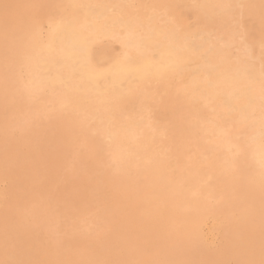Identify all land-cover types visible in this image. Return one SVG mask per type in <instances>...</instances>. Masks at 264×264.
Instances as JSON below:
<instances>
[{"label": "rangeland", "instance_id": "rangeland-1", "mask_svg": "<svg viewBox=\"0 0 264 264\" xmlns=\"http://www.w3.org/2000/svg\"><path fill=\"white\" fill-rule=\"evenodd\" d=\"M43 1V2H42ZM106 3L103 2V0H74L72 3L65 4L63 2H59L58 0H0V228L2 232H0V258L5 257L1 260L3 262H0V264H47L48 260L51 262L49 264H204L203 259L206 257H209L210 264H238L240 262L241 264H257L261 263L264 264V182L263 177H261L257 170L252 167H247L245 169H238L234 166H232L229 163L230 158L234 155V147L230 149L228 153H224V150L221 149V146L219 145L220 142H216V139L212 138V135L205 131V129L213 124L216 123V119H213L214 114L211 115V111L207 109L208 113L205 112L204 115V108L205 104L204 101L201 99H197L199 103L194 99V97L190 93V88L187 83V80L183 79L181 76L175 75V73L169 75V78H165L167 80L163 81L160 78L152 77L148 79V81L138 84L135 86L129 94H125L120 98V100L112 99L111 102L114 100V104L111 103V108H105L102 112V114L106 115L101 116V118H105L104 120H110L112 122L115 120L119 125L118 129L115 128V130L111 129V133L107 136H101L98 132L95 130L100 131L101 127L103 128L104 121L100 118L99 115H95L94 112H91L90 110H81L76 111L74 103L72 101L67 102L66 100L62 99V96H60V92L58 90L55 91L54 88H42V89H35L33 88V85L29 82V75L27 73V62L30 60V55L26 52V50L20 48L23 43H26L30 40L28 37L31 32L38 31L39 34H41L42 38H45L50 34L51 28L49 21H58L62 18H70L77 21H83L86 18V15L88 14L86 10L93 5L97 6L102 2V5L105 6L104 9L109 8V12L114 14L113 16H119L120 13L117 12L113 6H115L117 1H121L123 3V7L129 12V15L134 16L135 18H141L142 17H150L154 15V17H158L157 19L155 17V28H160L162 24L165 23V20L168 19V15L170 14H180L182 18L184 19V22L186 20L185 24L188 28L190 33L195 34L200 27H203L206 25V29H208L207 34H203V36L207 37V41L212 42L219 47L221 46L224 50L226 46V50H224L226 53H228V57H231L232 61L236 65H241V63H250L252 66L255 65L254 72L258 73L260 75H263L264 77V1L263 0H235L230 1L227 5L228 13H220L218 11H211L212 14H206L208 13L207 10L208 7H204L209 5V2L207 0H186L184 3H180L179 0H162L163 2H159L157 0H104ZM128 4H126L127 2ZM135 1V2H134ZM157 1V2H156ZM166 1V2H165ZM190 1V2H189ZM240 1V2H239ZM28 2V3H27ZM41 4H40V3ZM48 2L50 4H48ZM58 2V3H57ZM82 4H79L81 3ZM107 2H110L107 3ZM125 2V4H124ZM136 3L135 5L131 4ZM150 2V3H149ZM156 2V3H155ZM174 5L183 6L175 8ZM175 2V3H174ZM179 2V3H178ZM200 3V5L198 4ZM205 2V3H204ZM207 2V5H206ZM233 2V3H232ZM239 2V3H238ZM253 2V3H252ZM44 3V4H43ZM46 3V4H45ZM76 4V9H73L71 7V4ZM91 3V4H89ZM98 5H97V4ZM138 3L140 6V10H138ZM147 3V4H146ZM150 5H149V4ZM163 5L165 6H162ZM167 3V4H165ZM195 3V4H194ZM237 3V4H236ZM255 3V4H254ZM257 3V4H256ZM31 6H30V5ZM43 4V5H42ZM106 4V5H105ZM141 4V5H140ZM146 4V5H144ZM153 6H152V5ZM156 4L160 7H166L160 8L159 6H154ZM187 4L191 7H194L191 9V7H187ZM203 4V5H202ZM50 5V6H48ZM55 5V6H54ZM62 5V6H61ZM113 5V6H112ZM127 5V7H126ZM137 5V6H136ZM149 5V7L147 6ZM231 5V6H230ZM236 5V7H235ZM254 8H253V6ZM259 7H258V6ZM261 5V8H260ZM43 6V8L41 7ZM60 6V7H59ZM131 6L132 8H129ZM135 6V7H134ZM171 6V9H170ZM188 8L186 9L185 8ZM230 6V7H229ZM234 6V7H233ZM244 8H243V7ZM34 7V8H33ZM49 7V8H48ZM54 9H53V8ZM83 7V9H82ZM147 7V10H146ZM169 7V8H168ZM229 7V8H228ZM257 7V8H256ZM58 8V9H57ZM71 8V9H69ZM137 8V9H136ZM182 8V10H181ZM184 8V11H183ZM233 8V9H232ZM237 8V9H236ZM239 8V9H238ZM35 9V10H34ZM41 12H38V10ZM44 9V11H43ZM65 9V10H64ZM111 9V11H110ZM131 11H130V10ZM154 9V10H153ZM160 9V10H158ZM170 12H169V10ZM176 11L178 12H175ZM201 15L200 16V11ZM207 9V10H206ZM235 9V10H234ZM257 9V10H256ZM50 14L48 13L49 11ZM85 10V11H84ZM135 10V11H133ZM137 10V11H136ZM150 12H147V11ZM165 10V11H164ZM167 10V11H166ZM188 10V11H187ZM192 10V11H191ZM226 10V11H227ZM240 10V11H239ZM56 11V12H55ZM58 11V12H57ZM85 13H83V12ZM136 12L131 14V12ZM145 11V12H144ZM153 11V12H152ZM186 11V12H185ZM239 11V12H238ZM256 11V12H255ZM260 15H259V13ZM32 12V13H31ZM36 15H35V13ZM44 12V13H43ZM46 12V13H45ZM140 12V14H139ZM143 12V13H142ZM155 12V13H154ZM161 12V13H160ZM166 12V13H165ZM175 12V13H174ZM188 12V13H187ZM210 12V13H211ZM38 13V14H37ZM83 13V14H82ZM87 13V14H86ZM117 13V14H116ZM142 13V14H141ZM147 13V14H145ZM160 13V14H159ZM187 13V14H186ZM243 13V16H242ZM23 14V15H19ZM25 14V15H24ZM71 14V15H70ZM172 14V15H173ZM185 14V15H184ZM240 14V16H239ZM262 14V15H261ZM18 15V16H16ZM39 15V16H38ZM43 15V17H42ZM62 15V16H61ZM65 15V16H63ZM70 15V16H69ZM80 15V16H79ZM145 15V16H144ZM147 15V16H146ZM161 15V16H159ZM184 15V16H183ZM217 15V16H216ZM221 15V16H218ZM245 15V17H244ZM252 18L251 21L248 16ZM258 15V18H257ZM15 16L17 18H15ZM25 16V18L23 17ZM29 16V17H28ZM49 16V17H48ZM53 16V17H51ZM61 16V18H60ZM78 16V17H77ZM138 16V17H136ZM163 16L165 18H163ZM198 16V17H197ZM207 16H211L210 18ZM232 16V17H231ZM263 16V17H262ZM22 17V19H21ZM55 17V18H54ZM57 17V18H56ZM162 17V19H161ZM186 17V18H185ZM188 17V18H187ZM190 17V18H189ZM196 19H192V18ZM207 17V18H206ZM213 17V18H212ZM227 17V18H226ZM234 17V18H233ZM239 17V18H238ZM260 17V18H259ZM13 18V19H12ZM15 18V19H14ZM20 18V19H19ZM54 18V20H53ZM76 18V19H75ZM80 18V19H79ZM202 20H201V19ZM206 18V19H205ZM209 18V20H207ZM212 18V20H210ZM217 18V19H216ZM230 20H229V19ZM243 18V19H242ZM245 18V19H244ZM248 18V19H247ZM24 19V20H23ZM51 19V20H50ZM190 19V20H188ZM232 19V20H231ZM242 19V20H241ZM256 19L258 21H256ZM11 20V22H10ZM21 20V21H20ZM44 20V21H43ZM196 20V21H195ZM236 20V21H235ZM246 20V23L243 21ZM249 20V22H248ZM24 21V22H23ZM29 21V22H28ZM190 21V22H189ZM202 21V22H199ZM204 21V22H203ZM230 21V22H229ZM240 21V22H239ZM28 22V23H27ZM160 22V24H159ZM164 22V23H163ZM195 22V23H194ZM209 22V24H207ZM214 29L213 30V25ZM222 22V23H221ZM232 22V23H231ZM236 23V25L234 23ZM239 22V23H237ZM243 22V23H242ZM255 25L253 26L252 24ZM13 23V24H12ZM191 23V24H190ZM194 23V24H193ZM202 23H204L202 25ZM221 23V24H220ZM225 23V24H224ZM23 24V25H22ZM29 24V25H28ZM31 24V25H30ZM247 24V25H246ZM260 26H259V25ZM17 27H15V26ZM33 25V26H32ZM44 25V28H43ZM48 25V26H47ZM160 25V26H159ZM192 25V26H190ZM209 25V26H208ZM217 27H216V26ZM220 25V26H219ZM228 25V26H227ZM32 26V27H31ZM198 26V27H197ZM212 26V27H211ZM234 26V27H233ZM246 26V27H244ZM22 27V28H20ZM27 27V28H26ZM35 29H34V28ZM195 27V28H194ZM222 29H221V28ZM223 27L225 29H223ZM239 29H238V28ZM258 27V28H257ZM262 27V28H261ZM16 28V29H15ZM19 28V29H17ZM24 28V29H23ZM26 28V30H25ZM47 28V29H45ZM220 28V31L218 30ZM234 28V29H233ZM241 28V29H240ZM40 29H42L40 31ZM50 29V30H48ZM118 29V28H117ZM45 30V32L43 31ZM216 30V31H215ZM222 30V31H221ZM235 30V33H234ZM237 30V31H236ZM260 30V31H259ZM262 30V31H261ZM27 33H26V32ZM31 31V32H30ZM215 31V32H213ZM232 31V32H231ZM239 31V32H238ZM244 31V32H243ZM250 31L254 35H251ZM20 32V33H19ZM23 32V33H22ZM45 34H44V33ZM116 32L119 34L117 35ZM228 32V33H227ZM256 34H255V33ZM19 33V35H18ZM26 33V34H25ZM30 33V34H29ZM47 33V35H46ZM139 33V32H138ZM212 33V34H209ZM226 35H225V34ZM220 34V35H219ZM224 34V35H223ZM232 34V35H231ZM236 34V35H235ZM243 34V35H242ZM246 34V35H245ZM12 35V36H11ZM15 35V36H14ZM46 35V36H45ZM209 35V36H208ZM217 35V36H216ZM223 35V36H222ZM231 35V36H230ZM258 35V37H256ZM45 36V37H44ZM228 36L231 37L228 39ZM247 38H246V37ZM8 37V38H7ZM209 37V38H208ZM223 37V39H222ZM13 38H16L13 40ZM18 38V39H17ZM108 38V39H107ZM120 38V39H119ZM213 38V39H212ZM216 38V40H215ZM221 38V39H220ZM227 38V39H226ZM241 38V40H240ZM245 40H244V39ZM254 38V39H253ZM259 38V39H258ZM10 41H9V40ZM20 39V41H19ZM24 39V41L22 40ZM27 39V40H26ZM105 39V40H104ZM125 36L124 34L119 33V29L117 31H112V35L110 37H101L100 39H97L93 51L96 52L95 49H97V52H100V56L103 57L100 59V61L95 60L94 66L96 67L97 71L101 72H107V70H110L113 66H117L122 63L124 60V55L126 53V49L123 48L124 46V40ZM233 39V40H232ZM239 39V40H238ZM248 39V40H246ZM99 40V41H98ZM121 40V41H120ZM225 40V41H224ZM8 41V43H7ZM15 41V42H14ZM21 42V44L16 43ZM242 41V42H241ZM259 41V42H258ZM261 41V42H260ZM23 42V43H22ZM222 45H220L219 43ZM225 42V43H224ZM244 42V43H243ZM249 42V43H247ZM252 42V44H251ZM14 43V44H13ZM113 43V44H112ZM122 43V44H121ZM228 43V44H227ZM232 43V45H231ZM234 43V44H233ZM3 44V45H2ZM16 44V45H15ZM239 44V46H238ZM250 44V46H249ZM263 44V45H261ZM105 47H102V46ZM122 45V46H121ZM246 45L250 47L251 53L249 55L246 54ZM4 46V47H3ZM15 48H14V47ZM17 50H13L16 49ZM96 46V47H95ZM230 46V47H228ZM238 46V47H237ZM243 46V48H242ZM101 47V48H100ZM220 47V48H221ZM252 47V48H251ZM255 47H257L255 49ZM4 48V49H3ZM95 48V49H94ZM105 51H103V49ZM245 48V49H244ZM259 48V49H258ZM262 48V50H260ZM19 49V50H18ZM124 51H122V50ZM125 49V50H124ZM236 49V50H235ZM255 49V50H254ZM5 50V51H4ZM242 50V51H241ZM11 51V52H10ZM14 51V52H13ZM235 51V52H234ZM248 56H246L244 54ZM4 52V53H3ZM103 52H104V55ZM238 52V53H237ZM242 52V53H241ZM254 52V53H253ZM3 53V54H2ZM21 53V54H20ZM24 53V54H23ZM98 53H96L98 55ZM232 53V54H231ZM257 53V54H256ZM240 54V55H239ZM242 54V55H241ZM262 54V55H261ZM7 55H11L7 56ZM17 58H16V56ZM230 55V56H229ZM252 55V56H251ZM257 55V56H256ZM7 56V58H6ZM21 56V57H20ZM99 56V55H98ZM242 56V57H241ZM256 56L257 59L254 57ZM261 58H260V57ZM5 57V58H4ZM20 57V58H19ZM23 57V58H22ZM104 57H106L104 59ZM123 57V59H122ZM241 57V58H240ZM254 57V58H253ZM9 58V59H8ZM26 58V59H25ZM236 59V62L234 60ZM240 60H239V59ZM249 60H248V59ZM19 60V61H16ZM104 59V60H103ZM247 59V61H246ZM252 59V60H251ZM24 60V61H23ZM27 60V61H25ZM121 62H119V61ZM2 61V62H1ZM9 64H7L6 63ZM15 61V63L13 62ZM23 61V63H21ZM104 61V62H103ZM108 61V62H107ZM117 61V62H116ZM244 61V62H243ZM258 61V62H257ZM19 62V63H18ZM99 62V63H98ZM239 62V63H238ZM2 63V64H1ZM116 65H115V64ZM259 64V65H258ZM4 65V67H3ZM19 65V66H18ZM2 66V67H1ZM9 66V68H7ZM12 66H14L12 68ZM19 67V68H18ZM23 67V68H22ZM257 67V68H256ZM106 68V71H105ZM259 68V69H258ZM262 68V69H261ZM9 69V70H8ZM15 71H14V70ZM19 70V71H17ZM24 70V71H23ZM104 70V71H103ZM23 71V72H22ZM5 72V73H4ZM7 72V73H6ZM11 72V73H10ZM261 72V73H260ZM3 73V74H2ZM18 73V74H17ZM2 74V75H1ZM8 74V77L7 75ZM17 74V75H16ZM104 74V75H105ZM5 75V76H4ZM20 76V77H19ZM168 76V77H169ZM172 76V77H171ZM173 76L175 77L173 78ZM102 79L105 76H101ZM7 78V79H5ZM12 78V80L10 79ZM15 78V79H14ZM156 78V79H155ZM5 79V80H3ZM14 79V80H13ZM18 79V81H17ZM100 78V80H102ZM155 81H154V80ZM172 79V80H171ZM153 80V81H152ZM176 80V81H175ZM5 81V82H4ZM13 81V82H12ZM162 81V82H161ZM9 82V83H8ZM103 82V81H102ZM161 82V83H160ZM165 82V83H163ZM259 82V81H258ZM257 82V83H258ZM4 85H2V84ZM13 83V84H12ZM23 83V84H22ZM9 84V85H8ZM171 84V85H170ZM264 84V82H263ZM20 85V86H19ZM22 85V86H21ZM140 85V86H139ZM149 87H148V86ZM175 85V86H174ZM183 85V86H182ZM32 86V87H31ZM157 86L159 88H157ZM170 86V87H169ZM180 86V87H179ZM182 86V87H181ZM5 87V88H4ZM155 87V88H154ZM161 87V88H160ZM166 87V88H165ZM178 87V88H177ZM188 87V88H187ZM8 88V90H7ZM136 88V89H135ZM140 90H138V89ZM152 88V89H151ZM168 88V89H167ZM174 88V91H173ZM182 88V89H180ZM11 89V92H10ZM19 89V91H18ZM22 89V90H21ZM50 89V90H49ZM156 89V90H155ZM160 89V91H159ZM185 89V90H184ZM52 90V91H51ZM164 90V91H163ZM170 90V92H169ZM179 90V91H178ZM18 91V92H17ZM24 91V92H23ZM139 91V92H138ZM143 91V93H142ZM152 91V92H151ZM155 91V92H154ZM186 91V92H185ZM10 92V93H9ZM14 92V93H13ZM45 92V93H42ZM29 93V94H28ZM46 93H49L48 95ZM156 93V94H155ZM159 93V94H158ZM167 93V95H165ZM174 93V94H173ZM178 93V94H176ZM187 93V94H186ZM52 94V95H51ZM131 94V95H130ZM133 94V97H132ZM149 94V96H147ZM151 94V95H150ZM154 94V95H152ZM158 94V95H157ZM171 94V95H170ZM261 94H264V91H258L257 92V98H259L258 102L261 103V101H264V97H261ZM128 95V96H127ZM130 95V96H129ZM140 95V96H139ZM143 97H142V96ZM156 95V97H154ZM173 95V97H172ZM20 96V97H19ZM25 96V97H24ZM31 96V97H30ZM36 96V97H35ZM53 96V97H52ZM163 96V97H161ZM166 98H165V97ZM19 97V98H18ZM43 97H45L43 99ZM57 97V98H56ZM136 97V98H134ZM141 99H140V98ZM149 97V99H148ZM153 97V98H152ZM168 97V98H167ZM170 97H172L169 101H167ZM4 98V99H2ZM9 98V100H8ZM13 98V99H11ZM17 98V99H16ZM127 98V99H126ZM133 100H132V99ZM146 100H145V99ZM175 98V99H173ZM189 100H188V99ZM193 98V99H191ZM20 99V100H19ZM22 99V100H21ZM40 99V100H39ZM137 99V100H136ZM141 101H140V100ZM4 100V104L3 101ZM26 100V102L24 101ZM33 100V101H32ZM38 100V101H37ZM62 100V101H60ZM132 102H130V101ZM136 100V103H135ZM143 101H147L142 102ZM149 100V101H148ZM163 102H162V101ZM166 100V101H165ZM195 100V101H193ZM201 100V101H200ZM37 101V102H36ZM45 101V102H44ZM139 101V102H138ZM153 101L154 103H151ZM158 101V102H157ZM174 101V102H173ZM209 103L215 104V100L213 97H209ZM11 102V104H10ZM14 102V103H13ZM17 104H16V103ZM39 102V103H38ZM43 102V103H42ZM65 102V104H64ZM68 104L67 106V103ZM117 102V103H116ZM123 102V103H122ZM157 102V103H156ZM168 102V103H167ZM178 102V103H177ZM6 103H8L6 105ZM20 103V105H18ZM53 105H51V104ZM63 103V105H62ZM125 103V105H124ZM142 103V105H141ZM144 103V104H143ZM174 105H171L173 104ZM182 103V104H181ZM3 104V106H2ZM13 104V106H11ZM17 105V106H14ZM25 107H24V105ZM28 104V105H26ZM35 104V105H34ZM41 104V105H39ZM48 104V105H47ZM60 106H57V105ZM122 104V105H121ZM129 104V105H127ZM140 104V105H139ZM156 104V105H154ZM178 104V105H177ZM203 106H202V105ZM22 105V106H21ZM38 105V107H37ZM62 105V106H61ZM119 105V106H118ZM134 105V106H133ZM163 105V106H162ZM167 105V106H166ZM181 105L183 107H181ZM190 105V106H189ZM197 105V106H195ZM7 106V107H6ZM27 106V107H26ZM44 106L46 108H44ZM49 106V107H48ZM146 111L148 114H146ZM161 106V107H160ZM164 106H166L164 108ZM174 106V107H173ZM3 107V108H2ZM14 107V108H13ZM17 107H19L17 109ZM65 107V109H64ZM70 110H69V108ZM146 107V108H144ZM148 107H150L148 109ZM153 107V108H152ZM157 109H156V108ZM178 107V109H177ZM186 107V108H185ZM192 107V109L190 108ZM7 108V109H6ZM11 108V109H10ZM24 108V109H23ZM28 108V109H27ZM36 108V109H34ZM42 108V109H41ZM109 108L111 110H109ZM117 108V109H116ZM137 108V109H136ZM168 108V109H167ZM176 108V109H175ZM181 110H180V109ZM197 108V109H196ZM201 108V109H200ZM257 108V107H256ZM254 109V111L251 112L250 121L254 123V128L257 131H262V126L260 125L261 119L264 117V109L257 108ZM20 109V110H19ZM51 109V110H50ZM60 111H59V110ZM72 109V110H71ZM132 109H136L135 111ZM152 109V110H151ZM156 109V110H155ZM163 109V110H162ZM167 109V110H166ZM170 109V111H169ZM173 109V110H172ZM185 109V110H184ZM15 110V111H14ZM19 110V111H18ZM26 112L24 113L23 112ZM28 110V111H27ZM36 110V111H35ZM46 110V111H45ZM116 110V111H115ZM120 110V111H119ZM123 110V111H122ZM128 110V111H127ZM130 110V111H129ZM177 110V111H176ZM57 111V112H56ZM76 111V113L74 112ZM109 111V112H108ZM111 111V113H110ZM157 111V112H156ZM161 111V112H160ZM163 111V112H162ZM166 111V112H165ZM174 115H173V112ZM185 111V112H184ZM200 111V112H199ZM233 111V110H232ZM229 111L226 112L223 109H218L216 111L217 116L222 115H229L230 117H236L237 115H240L238 113L239 111L236 109L233 112ZM260 111V112H259ZM5 112V114H3ZM22 112V113H21ZM34 112V114H33ZM61 114H60V113ZM64 112V113H63ZM72 112V113H71ZM122 112V113H120ZM126 114H124V113ZM131 112V113H129ZM141 112V113H140ZM152 112V113H151ZM155 112V113H153ZM179 112H182L179 113ZM188 112V113H187ZM192 112V113H191ZM226 112V113H225ZM256 115H255V113ZM262 112V113H261ZM19 113V114H18ZM31 113V114H29ZM52 113V114H51ZM56 113V115H54ZM80 113V114H79ZM134 113V114H133ZM166 113V114H165ZM169 113V114H168ZM178 113V117L176 115ZM184 113V114H183ZM186 113V114H185ZM194 113V114H193ZM200 113V114H199ZM221 113V114H220ZM228 113V114H227ZM254 113V114H253ZM15 114V115H14ZM48 114V115H46ZM63 114V116H62ZM69 114V115H68ZM72 114V115H71ZM77 114V115H76ZM82 114V116H81ZM91 114V115H90ZM136 114V115H135ZM152 114V116H150ZM168 114V115H167ZM171 114V115H170ZM188 114V116H187ZM198 114V115H197ZM202 114V115H201ZM4 115V116H3ZM7 115V117H6ZM21 115V116H20ZM25 115V116H24ZM34 115V116H33ZM52 115V117H51ZM110 115V116H108ZM115 115V116H114ZM135 115V116H134ZM139 115V116H138ZM147 115V117L145 116ZM156 115V116H155ZM162 118H161V116ZM201 115V116H200ZM17 116V117H15ZM39 116V117H38ZM56 118H55V117ZM79 116V117H78ZM93 116V117H92ZM112 116V117H111ZM114 116V117H113ZM119 118H118V117ZM145 116V117H144ZM164 116V117H163ZM177 119H176V117ZM180 116V119H179ZM4 117V118H3ZM22 117V118H20ZM25 117V118H24ZM28 117V118H27ZM32 117V118H31ZM41 117V118H40ZM54 117V119H53ZM61 119H60V118ZM75 119H73V118ZM97 117V121L95 122ZM116 117V118H115ZM122 117V118H120ZM134 117V118H133ZM149 117V118H148ZM174 117V118H173ZM183 117V122L181 121V118ZM188 121H187V119ZM202 117V118H201ZM212 117V119H211ZM12 118V119H11ZM58 118V119H57ZM78 118V119H77ZM95 118V119H94ZM115 118V119H114ZM144 118V119H143ZM152 118V119H151ZM195 118V119H194ZM3 119V120H2ZM22 119V120H21ZM29 119V120H28ZM40 122H38L39 120ZM57 119V120H56ZM77 119V121H76ZM89 119V120H88ZM102 121H101V120ZM119 119V122H118ZM125 119V120H124ZM136 119V120H135ZM138 119V120H137ZM142 119V120H141ZM149 119L151 121H149ZM157 119L162 121L161 123L156 122ZM170 119V120H169ZM194 119V120H193ZM199 119V120H198ZM54 120V121H53ZM63 120V121H62ZM69 120V121H68ZM72 120V121H71ZM123 120V121H122ZM128 121L125 122V121ZM146 120V121H144ZM148 120V122H147ZM167 120V122L165 121ZM186 120V121H185ZM203 120V121H200ZM254 120V121H253ZM30 123H29V122ZM33 121V122H32ZM53 121V122H52ZM75 124H74V122ZM84 121V122H83ZM91 121V122H90ZM121 121V122H120ZM138 121V122H137ZM179 121V122H178ZM36 122V124H34ZM51 122V123H49ZM69 122V123H68ZM97 123L96 126L93 123ZM109 122V123H110ZM130 122V123H129ZM140 122V123H139ZM172 122V123H171ZM202 122V123H201ZM204 122V123H203ZM211 122V123H210ZM91 123V124H90ZM124 123V124H122ZM127 123V124H125ZM132 123H134L132 125ZM142 123V124H141ZM154 123V124H153ZM156 123V124H155ZM171 123V124H170ZM188 123H191L190 125ZM206 123V124H205ZM13 124V125H12ZM27 124V125H26ZM29 124V125H28ZM65 124L67 126H65ZM139 124V125H138ZM153 124V125H152ZM160 124V126H159ZM165 128H164V125ZM181 124V126H180ZM187 124V125H186ZM202 124V125H200ZM257 124V125H256ZM88 125V126H87ZM94 125V127H93ZM98 125V126H97ZM101 125V126H100ZM138 125V126H137ZM153 127L152 129L149 127ZM200 125V126H199ZM6 128H5V127ZM15 126V128H14ZM20 126V128H19ZM27 128H26V127ZM58 126L60 128H58ZM67 128H65V127ZM85 126V127H84ZM131 128H130V127ZM159 126V127H157ZM169 126V127H168ZM173 126V127H171ZM176 126V128H175ZM179 126V128H178ZM188 126V128H186ZM3 127V128H2ZM64 127V128H63ZM96 127H98L96 129ZM120 127V128H119ZM123 127V128H122ZM127 127V128H126ZM156 127V128H155ZM3 130H2V129ZM32 128V129H31ZM90 132L88 131V129ZM93 128V129H92ZM128 128H130L128 130ZM149 128V129H148ZM164 131H162L161 129ZM168 128V129H166ZM6 129V130H5ZM19 131H18V130ZM65 129V131H64ZM81 129V130H80ZM148 131H147V130ZM159 131H155V130ZM180 129V130H179ZM2 130V132H1ZM16 130V131H15ZM31 130V131H30ZM75 130V131H73ZM83 130V131H82ZM119 130V131H118ZM123 130V131H122ZM127 130V131H126ZM131 130V131H130ZM170 130V131H169ZM172 130V131H171ZM178 130V133L176 132ZM190 130V131H189ZM200 130V131H199ZM202 130V131H201ZM230 131V137H233V139H242L244 140H250V134L251 131H247L246 129L238 128L237 126L231 129ZM17 131L19 133H17ZM28 131V132H27ZM80 135H79V133ZM86 131V132H85ZM92 131V132H91ZM95 133H94V132ZM120 134L117 135V132ZM124 131L126 134H124ZM130 131V132H129ZM169 131V132H167ZM174 131V133H173ZM200 134H199V132ZM235 131V133H234ZM240 131V132H239ZM254 131V130H253ZM77 137L76 141L75 137H72L75 135ZM84 132V133H83ZM116 132V133H115ZM143 132V133H142ZM152 132V133H151ZM155 132V133H154ZM163 132V133H162ZM194 132V133H193ZM233 132V133H231ZM63 133V134H61ZM65 133V134H64ZM82 133V134H81ZM93 136H92V134ZM115 133V134H114ZM157 133H159V136ZM184 133V134H183ZM198 133V134H196ZM202 133V134H201ZM237 133L244 134L243 136H238ZM10 134V135H9ZM15 134V135H14ZM28 134V135H26ZM112 134H114L112 136ZM165 134V136H164ZM176 134V135H175ZM191 134V135H190ZM63 137H62V136ZM66 135V137H65ZM85 135V136H84ZM96 135V136H94ZM122 137L126 143L121 146V144H117L116 141L118 140L117 137ZM129 136L127 138V136ZM151 135V136H150ZM169 135V136H167ZM178 135V136H177ZM189 135V136H188ZM7 136V137H6ZM17 136V137H16ZM60 136V137H59ZM83 136V138H81ZM110 136V137H108ZM141 136V138H140ZM144 136V137H143ZM171 136V137H170ZM174 136V137H173ZM181 136V137H180ZM12 137V138H11ZM23 137V138H22ZM62 137V138H61ZM104 141H103V139ZM107 137V138H106ZM148 137V138H146ZM157 137V138H156ZM159 137V138H158ZM162 137V138H161ZM169 137V138H167ZM176 137V138H175ZM192 137V138H191ZM195 137V138H194ZM9 138V139H7ZM19 138V139H18ZM68 138V139H67ZM72 138L73 140H71ZM80 138V139H79ZM92 138V139H91ZM94 138V140H93ZM113 138V139H112ZM167 138V139H166ZM173 138V139H172ZM187 138V139H186ZM249 138V139H248ZM18 139V140H17ZM65 139V140H64ZM69 141H67V140ZM96 139V140H95ZM100 139V141H98ZM112 139V140H111ZM120 139V138H119ZM132 139V140H131ZM145 139L146 141H144ZM156 139V141H155ZM160 139H162L160 141ZM169 139V140H168ZM177 139V141H175ZM196 139V140H195ZM20 140V141H19ZM62 140V142L60 141ZM84 140V142H82ZM92 140V141H91ZM102 140V141H101ZM107 140V141H106ZM110 140V141H108ZM149 140V141H148ZM164 140V141H163ZM171 140V141H170ZM200 140V141H199ZM218 140V139H217ZM3 143H2V142ZM7 141V142H6ZM73 143H71V142ZM86 141V142H85ZM88 141V142H87ZM90 141V143H89ZM106 141V143H105ZM115 141V142H114ZM135 141V142H134ZM141 141V143H139ZM159 141V142H157ZM170 141L171 143H169ZM197 141V142H196ZM204 141V142H203ZM211 141V142H210ZM59 142L63 143L60 144ZM68 142V143H67ZM76 142V143H75ZM80 142V143H79ZM93 142V143H92ZM128 142V144H127ZM130 142V143H129ZM163 142V143H162ZM166 142V143H165ZM168 142V143H167ZM191 144H189V143ZM8 143V144H6ZM15 143V144H14ZM18 143V144H17ZM70 143V144H69ZM88 143V146H87ZM95 143V144H94ZM98 143V144H97ZM102 143V144H101ZM105 143V144H104ZM131 143L133 144L131 146ZM138 145H136V144ZM144 143V144H143ZM162 144V146L160 145ZM199 143V144H198ZM209 143V144H208ZM12 144V145H11ZM18 146H17V145ZM85 144V145H84ZM92 144V146H91ZM100 148L105 146V148H102L101 151ZM108 144V146H107ZM115 146H114V145ZM117 144V145H116ZM148 144V145H147ZM155 144V146H154ZM173 144V145H172ZM178 146H177V145ZM187 144V145H186ZM217 144V145H216ZM64 145V146H63ZM67 147H66V146ZM110 145V146H109ZM130 145V146H129ZM134 145L136 149H134ZM158 145V146H157ZM169 145V146H168ZM176 145V146H175ZM185 145V146H184ZM190 145V146H189ZM192 145V146H191ZM210 145H213L212 147ZM10 146V147H8ZM23 146V147H22ZM63 146V147H62ZM81 146V147H78ZM86 148H82V147ZM113 146V147H112ZM129 148L131 149H128ZM150 146V147H149ZM160 146V147H159ZM167 146V147H166ZM205 146V147H204ZM3 147V148H2ZM13 147V149H12ZM60 147V148H59ZM62 147V148H61ZM70 147V148H68ZM77 147V148H76ZM89 150H86L88 149ZM92 147V149H91ZM107 147V148H106ZM142 147V148H141ZM180 147V148H179ZM188 150H186L185 148ZM23 148V149H22ZM113 148V149H112ZM140 148V150H139ZM157 148V150L155 149ZM165 148V149H164ZM168 148V149H167ZM169 148L170 149L169 151ZM208 148V149H207ZM212 148V149H211ZM7 149V150H6ZM67 149V150H66ZM83 149V150H82ZM118 149V152L116 150ZM127 149V150H126ZM185 149V150H184ZM206 149V150H205ZM62 150V151H61ZM67 153H65L64 152ZM71 150V151H70ZM85 150V152H84ZM96 150V151H95ZM97 150L99 152H97ZM113 152H112V151ZM146 150V151H144ZM160 150V151H159ZM169 153H165L166 151ZM193 150V151H192ZM202 150V152H201ZM217 150V151H216ZM68 151V152H67ZM92 151H94L92 153ZM101 151V152H100ZM140 151V152H139ZM143 151V152H141ZM153 151V152H151ZM163 151V152H162ZM181 151V152H180ZM185 151V152H183ZM214 151V152H213ZM5 152V153H4ZM63 152V153H62ZM96 152V153H95ZM104 154H103V153ZM114 155H112V153ZM127 152V153H126ZM136 152V153H134ZM159 152V154H158ZM175 152V153H173ZM196 152V153H195ZM4 153V154H3ZM90 153V154H89ZM106 153V154H105ZM108 153V154H107ZM111 153V154H110ZM129 153V154H128ZM132 155H131V154ZM142 153V154H141ZM149 153V154H148ZM156 153V154H155ZM182 153V154H180ZM191 153V154H190ZM202 153V154H201ZM210 153V154H209ZM231 153V154H229ZM9 156H8V155ZM72 154V155H71ZM75 156H74V155ZM86 154H89L90 156H86ZM98 154V155H97ZM103 156H102V155ZM110 154V155H109ZM125 154V155H124ZM140 154V155H139ZM147 154V155H146ZM163 154V155H162ZM165 154V155H164ZM169 154H173V156L170 157ZM184 154V155H183ZM79 155H84L79 157ZM101 155V156H100ZM138 155V156H137ZM143 155V156H142ZM150 155V156H148ZM162 155V156H159ZM180 155V157L178 156ZM182 155V156H181ZM188 155V156H187ZM193 155V156H192ZM197 157H196V156ZM209 155V156H208ZM216 155V156H215ZM95 156V157H94ZM109 156V157H108ZM124 156V157H123ZM159 156V157H158ZM167 156V158H166ZM195 156V157H194ZM212 156V157H211ZM222 156L224 158H222ZM13 157V158H12ZM79 157V158H78ZM94 157V158H91ZM107 157V158H106ZM118 157V158H117ZM137 157V158H136ZM145 157V158H144ZM150 157V158H149ZM163 157V158H162ZM171 159H170V158ZM176 159H175V158ZM199 157V158H198ZM230 157V158H228ZM88 158V159H87ZM132 158V159H131ZM156 158V159H155ZM159 158V159H158ZM165 158V159H164ZM170 160H169V159ZM186 158V159H185ZM188 158V159H187ZM195 158V159H194ZM210 158V159H209ZM212 158V159H211ZM225 158L227 160H225ZM90 159H92V162H89ZM107 159V160H106ZM136 159V160H135ZM141 159V160H140ZM153 159V160H152ZM163 159V160H162ZM175 159V161H174ZM217 159H220L217 160ZM97 160V161H96ZM101 160V161H99ZM110 160V161H109ZM113 160V161H112ZM123 160V161H121ZM143 160V161H142ZM150 160V162H149ZM161 160V162H160ZM177 160V161H176ZM99 161V162H98ZM112 161V162H111ZM116 161V162H114ZM118 161V162H117ZM128 161V162H127ZM173 161V162H172ZM191 163H190V162ZM202 161V162H201ZM228 161V162H227ZM96 162V164H95ZM98 162V163H97ZM108 162V163H107ZM127 162V164H126ZM153 162V163H152ZM164 162V164H163ZM169 162V164H168ZM178 166H177V164ZM208 162V164H207ZM218 162V163H217ZM115 163V165H113ZM119 163V164H118ZM122 163V164H121ZM132 163V164H131ZM139 163V164H138ZM174 163V164H173ZM195 163V164H194ZM212 163V164H211ZM217 163V164H216ZM223 163V164H222ZM227 163V164H226ZM124 164V165H123ZM151 164V165H150ZM192 164V165H191ZM205 164V165H204ZM216 164V165H215ZM230 164V165H229ZM92 165V166H91ZM123 165V166H122ZM138 165V166H137ZM167 165V166H166ZM182 165V166H181ZM201 165V168H200ZM113 168H112V167ZM132 166V167H131ZM156 166L155 168H153ZM175 166V167H173ZM191 166V167H190ZM225 166V167H224ZM115 167V169H114ZM144 169H143V168ZM172 167V168H171ZM180 167V168H179ZM231 167V168H230ZM133 168H135L133 170ZM153 168V169H152ZM187 168V169H186ZM216 168V171H215ZM224 168V169H223ZM129 169V171H128ZM139 169L141 170L139 173ZM157 169V170H156ZM170 169V170H169ZM185 169V172H184ZM121 170V171H120ZM137 170V171H136ZM149 170V171H147ZM151 170V171H150ZM161 170V171H160ZM206 170V171H205ZM238 170V171H237ZM133 171V172H131ZM176 171V172H174ZM187 171V172H186ZM191 171V175L189 174ZM205 171V174H204ZM224 171V172H223ZM230 171V172H229ZM252 171V172H251ZM256 171V173H255ZM136 172V173H135ZM153 172V173H152ZM162 173V176L160 174ZM172 172V173H171ZM184 172V173H183ZM189 172V173H188ZM219 172V173H218ZM243 172V173H242ZM117 173V175H115ZM123 173H125L123 175ZM128 173V174H127ZM130 173V175H129ZM133 173V174H132ZM142 173V174H140ZM145 173V176H144ZM156 173V174H155ZM176 173V174H173ZM179 173V175H178ZM227 173V174H226ZM248 175H246V174ZM253 174V176L251 174ZM49 174V178H48ZM134 176H132V175ZM151 176H150V175ZM154 174V175H153ZM47 175V176H46ZM53 178H50L51 176ZM98 175V176H97ZM100 178H97L99 177ZM139 175V176H138ZM171 175V176H169ZM181 175V176H180ZM184 177H183V176ZM189 177H186L188 176ZM227 175V176H226ZM116 178L114 179L113 178ZM136 176V178H135ZM147 176L149 178H147ZM159 176V177H158ZM206 176V177H205ZM208 176V177H207ZM212 176H214L212 178ZM216 176V177H215ZM234 176L235 179H234ZM250 176V177H249ZM46 177V178H45ZM120 179H119V178ZM123 177V179H122ZM129 177V178H126ZM144 177V178H143ZM155 177V178H154ZM171 177V178H170ZM180 177V178H179ZM44 178V179H43ZM97 178V180H96ZM109 178V180L107 179ZM125 178V179H124ZM153 178V179H152ZM157 178V179H156ZM160 178V179H159ZM187 178V179H186ZM189 178V179H188ZM238 178V179H237ZM52 179V180H51ZM54 181L56 182H53ZM114 179V180H112ZM129 179L131 181H129ZM159 184L156 180L158 181ZM164 179V182L163 180ZM168 179V180H167ZM175 179V180H174ZM185 179V180H184ZM208 179V180H207ZM247 179V180H246ZM57 180V181H56ZM99 180V181H98ZM112 182H111V181ZM118 180V182H117ZM126 182H122V181ZM128 180V182H127ZM136 180V181H133ZM147 180V181H145ZM149 180V181H148ZM151 180V181H150ZM162 180V181H161ZM167 180V181H165ZM178 180V181H176ZM188 180V181H186ZM204 180V181H203ZM221 180V181H220ZM238 180V181H237ZM258 180V181H257ZM262 180V182H261ZM52 181V182H50ZM95 181V182H92ZM103 181H105L103 183ZM120 181V182H119ZM133 181V182H132ZM140 181V182H138ZM142 181V184H141ZM145 181V182H144ZM171 181V182H170ZM175 183L173 184L172 183ZM185 181V182H184ZM190 181V182H189ZM195 181V182H194ZM218 183H216V182ZM249 181V182H248ZM260 181V182H259ZM86 182V183H85ZM99 184H98V183ZM107 182V183H106ZM111 182V183H109ZM138 184H136V183ZM163 182V183H162ZM170 182V183H169ZM176 182L179 183L176 185ZM189 182V184H187ZM212 182V184H211ZM215 182V183H214ZM44 183V184H43ZM46 183V184H45ZM55 183V184H54ZM92 183H95L94 185ZM114 183V184H113ZM123 183V184H122ZM128 183V184H126ZM132 183V184H131ZM147 183V184H146ZM149 183V184H148ZM153 183V184H151ZM162 183V184H161ZM202 183V184H201ZM205 183V184H204ZM207 183V184H206ZM233 183V184H232ZM262 185H261V184ZM50 184V185H49ZM86 185V187L84 186ZM88 184V185H87ZM104 186H103V185ZM106 184V185H105ZM114 185L113 188L111 186ZM116 184V186H115ZM119 184V186H117ZM121 184V186H120ZM128 188H126V186ZM135 184V186H134ZM156 184V185H154ZM164 184V185H163ZM168 184V185H167ZM172 186H171V185ZM181 184V185H180ZM204 184V185H203ZM217 184V185H216ZM220 184V185H219ZM225 184V185H224ZM230 184V185H229ZM256 184V185H255ZM257 184H260L257 186ZM41 185V186H40ZM43 185L45 187H43ZM55 185V187H53ZM57 185V186H56ZM96 185V186H95ZM100 185V186H99ZM138 185V187H137ZM142 185V186H140ZM160 185V186H159ZM175 185V186H174ZM185 185V186H184ZM187 185V186H186ZM199 185V186H197ZM210 185V189H209ZM219 185V186H218ZM234 187H233V186ZM240 187H239V186ZM49 186V187H48ZM90 186V187H89ZM102 188L100 190V188ZM107 186V187H105ZM140 186V187H139ZM153 186V187H152ZM158 186V189H157ZM214 188H213V187ZM218 186V187H217ZM38 187V188H37ZM41 187V188H40ZM51 187V188H50ZM82 187H84L82 189ZM89 187V189H88ZM99 189V191L97 188ZM116 187V188H115ZM144 187V188H143ZM161 187V188H159ZM172 187V188H171ZM176 187V188H175ZM243 189H242V188ZM246 187V188H245ZM260 187V188H259ZM92 188V189H91ZM96 188V190H95ZM106 188V189H105ZM122 188V190H121ZM130 188V189H129ZM136 188V189H135ZM138 188V189H137ZM141 188V189H140ZM145 190L143 191L142 190ZM156 188V189H155ZM166 188V189H165ZM192 188V189H191ZM204 188V189H203ZM220 188V190H219ZM224 188V190H223ZM2 189V190H1ZM38 189V190H37ZM87 189V190H86ZM91 189V193L90 192ZM94 189V190H93ZM109 189V190H108ZM125 189V192H124ZM133 194L132 193V190ZM163 193H162V191ZM170 189V190H169ZM201 189V190H200ZM217 189V190H216ZM230 189V190H229ZM263 189V190H261ZM52 190V192H51ZM85 190V191H83ZM136 190V192H134ZM139 190L140 193L137 191ZM150 190V191H149ZM172 190V191H171ZM213 192H212V191ZM4 191V192H3ZM44 191V192H43ZM83 191V192H81ZM93 191V192H92ZM95 191V192H94ZM117 191V192H116ZM130 191V192H129ZM149 191V192H146ZM159 191L160 193H158ZM183 191V193H182ZM198 191V192H197ZM245 193H244V192ZM254 191V192H253ZM2 192V194H1ZM51 192V193H50ZM111 192V194L109 193ZM123 192V193H122ZM153 194H151V193ZM228 192V193H227ZM253 192V193H252ZM259 192V193H258ZM6 193V194H5ZM44 195H43V194ZM49 193V194H48ZM85 193V194H84ZM116 193V194H114ZM121 193V194H120ZM130 193V194H129ZM146 193V196L144 195ZM150 193V195H149ZM170 193V194H169ZM200 193V194H199ZM203 193V194H202ZM211 193V194H210ZM239 193V194H238ZM257 193V194H256ZM10 194V195H9ZM97 194V195H96ZM104 194V196L102 195ZM139 194V195H138ZM142 194V195H141ZM165 194V195H164ZM167 194V195H166ZM181 194V195H180ZM225 194V195H224ZM228 194V195H227ZM235 194V195H234ZM247 197H246V195ZM91 195V196H89ZM96 195V196H95ZM106 195V196H105ZM122 195V196H121ZM123 195H126L123 197ZM149 195V196H148ZM159 195V197L157 196ZM163 195V197H161ZM194 195V196H192ZM203 195V196H202ZM10 196V197H9ZM89 196V197H88ZM97 198H95V197ZM109 196V197H108ZM114 196V197H113ZM130 196V197H129ZM133 196V197H132ZM143 196V197H142ZM153 196V197H152ZM157 196V197H156ZM174 196V197H173ZM205 196V197H204ZM234 196V197H233ZM239 198H238V197ZM254 196V197H252ZM259 196V197H258ZM43 197L40 199L39 198ZM47 198L43 200L44 198ZM80 197V198H78ZM84 197V198H83ZM88 197V198H87ZM102 199H101V198ZM126 197V198H125ZM129 200H128V198ZM149 197V198H148ZM263 199H262V198ZM91 198V199H89ZM110 198V199H108ZM113 198H116L113 200ZM132 198V199H131ZM154 200H153V199ZM166 198L167 202H164ZM174 198V199H173ZM186 198V199H185ZM201 198V199H199ZM204 198V199H203ZM242 198V200H241ZM259 198V199H258ZM11 199V200H10ZM83 199V200H82ZM87 199V201H86ZM95 202H92L91 200ZM106 199V200H104ZM121 199H125L121 201ZM138 199V200H137ZM141 199V200H140ZM148 200L147 203L144 200ZM151 199V200H149ZM159 201H158V200ZM169 199V200H168ZM214 199V200H213ZM216 199V200H215ZM236 199V200H235ZM43 200V201H42ZM47 200V201H46ZM127 200V201H126ZM162 200V201H161ZM189 200V201H188ZM213 200V202H212ZM258 200V201H257ZM260 200V201H259ZM5 201L7 203H5ZM83 201V202H82ZM85 201V202H84ZM98 201H102L99 203ZM108 201V202H107ZM131 201V202H130ZM134 201V203H133ZM139 201L140 204H139ZM171 201V202H170ZM175 203H174V202ZM199 201V204L197 203ZM253 201V202H252ZM257 203H256V202ZM44 204H43V203ZM82 202V203H81ZM89 203V204H86ZM97 202V203H96ZM107 202V203H106ZM113 202V203H112ZM128 202V203H127ZM156 202V203H155ZM160 202V203H159ZM196 202V204H195ZM201 202V203H200ZM207 202V205H206ZM233 202V203H232ZM246 202V203H245ZM262 202V203H261ZM11 203V204H10ZM86 205H85V204ZM105 203V204H103ZM123 203V204H122ZM131 205L129 206V204ZM137 203L139 204L137 207ZM149 203V205H148ZM209 203V205H208ZM226 203H228L226 205ZM240 203V205H239ZM261 206H258L260 205ZM48 205V208L46 207ZM92 206H91V205ZM94 204V205H93ZM116 204V205H115ZM120 204V205H119ZM143 204V205H142ZM147 204V206H146ZM152 204V205H151ZM189 204V205H188ZM203 204V205H202ZM211 204V205H210ZM251 204V205H250ZM258 204V205H257ZM97 205V206H96ZM135 205V206H133ZM145 205V206H144ZM161 207H160V206ZM187 205V206H186ZM200 205V206H197ZM8 206V207H6ZM50 206V207H49ZM84 206V208H82ZM89 206V207H88ZM109 206V207H107ZM129 207V208H126ZM151 206V207H150ZM169 206V207H166ZM179 206V207H178ZM191 206V207H190ZM246 206V207H245ZM249 206V207H248ZM258 206V210H257ZM45 209H44V208ZM87 207V208H86ZM98 207V208H97ZM113 207V209L111 208ZM121 207V208H120ZM132 207V208H131ZM134 207V208H133ZM135 207L137 209H135ZM141 207V208H140ZM144 207V209H143ZM150 207V209H148ZM155 207V208H152ZM199 207V208H198ZM227 207V208H226ZM255 207V208H253ZM29 208V209H28ZM35 211H34V209ZM37 208V209H36ZM42 208V209H40ZM91 211H88V209ZM103 209L104 212L101 211ZM117 208V209H115ZM139 208V209H138ZM167 208V209H166ZM179 208V209H178ZM238 208V209H237ZM53 211H52V210ZM82 209V210H81ZM96 209V210H95ZM106 209V210H105ZM141 209V211H140ZM143 209V210H142ZM153 209V210H152ZM164 209V210H163ZM169 209V210H168ZM192 209V210H191ZM195 209V211H193ZM198 209V210H197ZM209 209V210H208ZM212 209V210H211ZM222 209L224 210V213L221 212ZM234 209V210H233ZM247 209V210H246ZM86 210V211H84ZM99 210V211H98ZM110 212H108V211ZM126 210V211H125ZM129 210V212H128ZM135 210V212H134ZM161 212H159V211ZM190 210V211H189ZM245 210V212H243ZM10 211V212H9ZM37 211L39 214H37ZM41 211V212H40ZM45 211V212H44ZM47 211V212H46ZM113 211V212H112ZM116 211V212H114ZM145 213V217L143 212ZM147 211L149 214H147ZM156 211V212H155ZM186 211V212H185ZM192 211V212H191ZM251 211V212H250ZM258 213L260 211V213ZM263 211V212H262ZM8 212V213H7ZM24 212V213H23ZM28 214H27V213ZM100 212V214H99ZM108 214V217L106 214ZM119 212V213H118ZM133 212V213H132ZM142 212V213H141ZM160 214H159V213ZM166 212V215H165ZM197 212V213H196ZM201 212V213H199ZM205 212V213H204ZM221 212V213H220ZM242 212V213H241ZM6 213V214H5ZM50 218H47L48 216ZM85 213V214H83ZM90 213V214H89ZM117 213V215H116ZM125 213V214H123ZM127 213V214H126ZM132 213V214H131ZM135 213V214H134ZM195 213V214H194ZM215 213V214H214ZM252 213V214H251ZM256 213V214H255ZM23 214V215H22ZM51 214V215H50ZM140 214V215H139ZM157 214V215H156ZM201 214V215H200ZM205 214V215H204ZM214 214V215H212ZM238 214L240 217H236ZM7 215V216H6ZM26 217H25V216ZM37 215V216H36ZM44 215V216H43ZM85 215V216H84ZM100 215V217H99ZM106 215V216H105ZM114 218H112L113 216ZM128 220L127 219V217ZM133 215V216H132ZM135 215V216H134ZM152 215V216H151ZM181 215V216H180ZM212 215V216H211ZM231 215V216H230ZM235 215V216H234ZM262 215L261 217L258 216ZM4 216V217H3ZM41 216V217H40ZM45 220H44V218ZM91 216V217H90ZM126 219H124L125 217ZM136 216H139L138 218ZM142 216V217H141ZM166 216V217H165ZM211 218H210V217ZM242 216V217H241ZM247 216V217H246ZM253 217V219L251 217ZM21 217V218H20ZM23 217V218H22ZM32 217V218H31ZM80 217V218H79ZM98 217V218H97ZM119 217H122L121 219ZM132 217V219H131ZM139 219V220H135ZM154 217V219H153ZM167 219H165V218ZM190 217V218H189ZM195 217V218H194ZM197 217V219H196ZM205 217V218H204ZM236 220H235V218ZM257 217V218H256ZM96 218V219H95ZM108 221H106V219ZM118 218V219H117ZM148 218V219H147ZM194 218V219H193ZM203 218V219H202ZM210 218V219H209ZM213 218V219H212ZM221 218V219H220ZM224 218V219H223ZM248 218L249 220L245 219ZM259 218V219H258ZM34 219V220H33ZM99 219L101 221H99ZM105 221H104V220ZM141 219V220H140ZM240 219V220H238ZM253 221H252V220ZM257 219V220H256ZM4 220V221H3ZM25 220V222L23 221ZM42 220V221H41ZM94 222H93V221ZM97 220V221H96ZM111 220V222L109 221ZM123 220V221H119ZM143 220V221H142ZM157 222H156V221ZM160 220V222H159ZM166 220V222H165ZM199 220V221H198ZM213 220H215L213 222ZM224 220V222H223ZM238 220V221H237ZM263 220V221H262ZM29 221V222H28ZM38 221V222H37ZM44 221V222H43ZM46 221V222H45ZM103 221V222H102ZM117 221V223H116ZM132 221V222H131ZM137 226H136V223ZM140 221V222H138ZM142 221V222H141ZM146 221V222H145ZM208 221V222H207ZM236 221V223H235ZM252 221V222H251ZM260 221V222H259ZM28 222V223H27ZM34 224H32V223ZM43 222V224H42ZM76 222V223H75ZM80 222V223H79ZM122 222V223H121ZM127 222V223H126ZM129 222V223H128ZM144 222V223H143ZM217 222V223H216ZM243 222V223H242ZM250 222V223H249ZM256 224H255V223ZM4 223V224H3ZM37 223V224H36ZM55 223V224H54ZM103 223V224H102ZM107 223V224H106ZM134 223V224H133ZM146 223V225H145ZM152 223V224H151ZM174 223V224H173ZM189 223V224H188ZM226 225H225V224ZM247 223V225H245ZM262 225V227L258 224ZM6 224V225H5ZM40 224V225H39ZM81 224V225H80ZM98 224V225H97ZM107 226H105V225ZM110 224V225H109ZM118 224V225H117ZM121 224V225H120ZM129 224V225H128ZM158 224V225H157ZM162 224V225H161ZM182 224V225H181ZM214 224V225H213ZM222 224V227H221ZM234 224V225H233ZM240 224V225H239ZM244 224V226H243ZM255 224V225H254ZM4 225V226H2ZM41 225L43 227H41ZM51 225V226H50ZM53 225V226H52ZM75 225V226H73ZM85 228H84V226ZM90 225V226H89ZM95 225V226H94ZM128 225V226H127ZM141 225V227H140ZM151 225V226H150ZM156 227V229L153 227ZM213 225V226H212ZM238 225V227H237ZM242 225V227H241ZM254 227H250V226ZM8 226V227H7ZM26 226V227H25ZM33 226V227H32ZM38 226L40 228H38ZM98 226V227H97ZM101 226V227H99ZM105 226V227H103ZM112 226V229L110 228ZM139 226V227H138ZM188 226V228H187ZM202 226V227H201ZM240 226V227H239ZM246 226V227H245ZM28 227V229H26ZM91 227V228H90ZM95 227V229H94ZM120 229L122 230H118ZM123 227V228H122ZM152 227V228H151ZM177 227V228H176ZM183 227V228H181ZM220 227V228H219ZM261 229H259V228ZM21 228V229H20ZM84 228V229H83ZM99 230L97 231L96 230ZM105 228V229H104ZM116 228V229H115ZM129 228V230H128ZM132 228V231H131ZM134 228V230H133ZM144 228V229H143ZM146 228V231H145ZM151 233H149L148 231ZM158 228V229H157ZM185 228V229H184ZM240 228V229H239ZM248 228V229H247ZM5 229V230H3ZM8 229V230H7ZM81 229V230H79ZM90 229H92L90 231ZM107 229V230H106ZM136 229V230H135ZM155 229V230H154ZM198 229V230H197ZM201 229V230H200ZM216 229V230H215ZM224 229V231H223ZM228 229V230H227ZM244 229V231H243ZM257 229V230H256ZM27 230V231H26ZM37 230V231H36ZM53 230V231H52ZM95 230V231H94ZM105 230V231H104ZM112 230V234L111 231ZM124 230V231H123ZM161 230V231H159ZM183 230V231H182ZM187 230V231H186ZM219 230V231H218ZM259 230V231H258ZM8 231L10 233H8ZM24 231V232H23ZM32 231V232H30ZM51 231V232H50ZM104 233H103V232ZM108 231V232H107ZM114 231V232H113ZM135 231V232H134ZM140 231V232H139ZM158 231V232H157ZM197 231V232H196ZM229 231V232H228ZM4 232V233H3ZM6 232V233H5ZM20 232V233H18ZM27 232V233H26ZM34 232V233H33ZM38 232V234H37ZM70 232V233H69ZM75 232V233H74ZM87 232V233H86ZM93 233L91 236V233ZM95 232V234H94ZM98 234H97V233ZM122 232V233H120ZM130 232V235H129ZM166 232V233H165ZM179 232V233H178ZM235 232V233H234ZM237 232V233H236ZM240 234H239V233ZM257 234H254L256 233ZM18 233V235H16ZM30 233V234H29ZM53 233V235H52ZM69 233V234H68ZM73 233V234H71ZM100 233V234H99ZM128 233V234H127ZM138 233V234H137ZM148 233V234H147ZM162 233V234H161ZM174 235H172V234ZM200 236H197L199 235ZM232 233V234H231ZM244 233V234H243ZM7 234V235H6ZM20 234V235H19ZM25 234V235H24ZM51 234V235H50ZM90 234V235H88ZM141 234V235H139ZM147 234V235H146ZM154 234V238H152ZM227 234V235H226ZM261 234V235H260ZM3 235V236H2ZM35 235V236H33ZM43 235V236H42ZM47 235V236H46ZM75 235V236H74ZM82 235V236H81ZM88 235V237H86ZM123 235H125L128 239H126ZM129 235V236H128ZM144 235V236H143ZM152 235V236H151ZM156 235V237H155ZM169 235V236H168ZM177 235V237H176ZM240 235V236H239ZM253 235V236H252ZM254 235L260 236V238L254 237ZM5 236V237H4ZM18 236V238L16 237ZM70 236V237H69ZM81 236V237H80ZM91 236V238H90ZM96 236V237H95ZM99 236V238H97ZM105 236V238H104ZM132 236V238H131ZM147 236H149L147 238ZM163 236V237H162ZM172 236V237H171ZM180 236V237H178ZM181 236H183L181 238ZM226 236V237H225ZM242 236V237H241ZM31 237V239H30ZM35 237V238H34ZM53 237V238H52ZM66 237V238H65ZM76 237V238H75ZM96 238V243L93 241ZM102 237V238H101ZM130 237V239H129ZM140 237V238H139ZM142 237V238H141ZM162 237V239H161ZM168 237V239H167ZM229 237V238H228ZM244 237V239H243ZM246 237V238H245ZM248 237V238H247ZM9 238V239H8ZM24 238V239H21ZM29 238V239H28ZM32 238L34 240H32ZM57 238V239H56ZM69 238V239H68ZM71 238V240H70ZM78 238V239H77ZM81 238V240H80ZM87 238L91 239V241ZM108 238V239H106ZM115 238V239H114ZM122 238V239H121ZM125 238V239H124ZM144 238V239H143ZM174 238V239H173ZM178 238V239H177ZM217 238V239H216ZM250 238V240H248ZM254 238V239H252ZM256 238V239H255ZM7 239V241H6ZM19 239V240H18ZM54 241H53V240ZM56 239V241H55ZM65 239V240H64ZM67 239V241H66ZM99 239V240H98ZM102 239V240H101ZM110 239V240H109ZM120 239V240H119ZM152 239V243H151ZM156 239V240H155ZM176 239V240H175ZM182 239V240H181ZM194 239V240H192ZM199 239V240H198ZM229 239V240H228ZM242 239V240H241ZM246 239V240H245ZM32 240V241H31ZM37 240V241H36ZM47 240V241H46ZM49 240L51 241L49 244ZM74 240V241H73ZM80 240V241H79ZM106 240V241H105ZM113 240V241H111ZM115 240V241H114ZM123 240V241H122ZM125 240L127 242H125ZM130 240V242H129ZM166 240V241H164ZM178 240V241H177ZM196 240V241H195ZM241 240V241H240ZM253 240V242H252ZM258 240V241H257ZM5 241V242H4ZM17 241V242H15ZM53 241V242H52ZM69 241V242H68ZM86 243L84 244L83 243ZM142 241V242H141ZM174 241V242H173ZM177 241V243L175 242ZM181 241V242H180ZM195 241V242H194ZM251 243H248V242ZM255 241V242H254ZM4 242V243H3ZM26 242V243H24ZM27 242H29L27 244ZM37 245H35V243ZM38 242V243H37ZM45 242V243H44ZM60 242V243H59ZM62 242V243H61ZM75 242V243H74ZM82 242V243H81ZM88 242V243H87ZM146 242V244H145ZM150 242V243H149ZM161 242V243H160ZM180 242V243H179ZM185 244H184V243ZM194 242V243H193ZM233 242V243H232ZM240 242V245H239ZM259 242V243H257ZM262 242V243H261ZM16 243V246H15ZM48 243V244H47ZM53 243V244H52ZM70 243V244H69ZM73 245H72V244ZM80 243V244H79ZM104 243V244H103ZM118 243V244H117ZM127 243V244H126ZM132 245H131V244ZM183 243V244H181ZM198 243V245H197ZM229 243V244H228ZM235 243V244H234ZM246 243V244H245ZM4 244V245H3ZM21 244V245H20ZM27 244V245H26ZM44 244V245H43ZM57 244V245H55ZM64 244V245H63ZM69 244V245H68ZM75 244V245H74ZM94 244V245H93ZM112 245L109 247V245ZM120 244V245H119ZM122 244V245H121ZM135 244V245H134ZM182 246H181V245ZM188 244V245H187ZM193 244V245H192ZM237 244V245H236ZM242 244V245H241ZM255 244V246L253 245ZM7 245V246H6ZM51 245V246H50ZM66 245V246H65ZM72 245V247H70ZM85 245V246H84ZM90 245V246H89ZM99 245V246H98ZM106 245V246H105ZM108 245V246H107ZM126 245V246H125ZM138 245V246H137ZM143 247H142V246ZM144 245L146 247H144ZM180 245V247H178ZM244 245V249H243ZM249 245V247H248ZM251 245V246H250ZM15 246V249L13 247ZM20 246V247H18ZM23 246V247H22ZM27 246V247H26ZM94 249H93V247ZM122 246V249H121ZM125 246V247H123ZM129 250H128V247ZM137 246V247H136ZM149 246V247H148ZM151 246V247H150ZM164 246V247H163ZM175 246V247H174ZM202 246V247H201ZM235 246V250H233V247ZM254 246V247H252ZM11 249L9 250V248ZM17 247V249H16ZM22 247V249H21ZM42 247V250L40 249ZM46 247V249H45ZM49 247V249H48ZM70 247V249H68ZM84 247V249H83ZM118 247V249H117ZM132 247V250H131ZM135 247V249H134ZM155 252H151L153 251ZM157 247V249H156ZM162 247V249H161ZM214 247V249H213ZM232 247V249H231ZM255 247L257 250H255ZM25 249V251H24ZM36 249V250H35ZM40 249V253L39 250ZM52 251H51V250ZM63 249V250H61ZM103 251H102V250ZM140 249V250H139ZM143 249V250H142ZM147 249V250H146ZM167 249V250H166ZM11 250L12 253H11ZM16 250V251H14ZM20 250V253L18 252ZM33 250V251H32ZM47 250V251H46ZM60 250V251H59ZM89 250V252H88ZM100 250V252H98ZM109 250V251H108ZM131 250V251H130ZM137 250V251H135ZM169 250V252H168ZM198 250V251H197ZM212 250V251H211ZM246 250L248 256L246 255ZM253 250V252H252ZM260 250V251H259ZM10 251V253H9ZM24 251V253H23ZM31 253H30V252ZM50 251V252H49ZM68 251V252H65ZM83 251V252H82ZM88 253H86V252ZM105 251V253H104ZM115 251V252H114ZM120 251V252H119ZM141 251V252H140ZM148 251V253H147ZM166 251V252H165ZM236 251V252H234ZM255 251V252H254ZM259 251L260 255H259ZM262 251V252H261ZM17 252V253H13ZM22 252V253H21ZM36 252V253H35ZM44 252V254H43ZM60 252V253H59ZM74 252V253H73ZM104 256L102 255V253ZM119 252V253H118ZM126 252V253H125ZM146 252V253H145ZM233 252V253H231ZM257 252V253H256ZM3 255H2V254ZM7 253V254H6ZM28 253V254H27ZM39 253V254H38ZM59 253V254H58ZM65 253V254H64ZM86 253V254H84ZM133 253V256L131 255ZM136 253V254H135ZM138 253V254H137ZM141 253V254H140ZM157 253V254H156ZM177 253V254H176ZM218 254V257L216 256ZM240 253V254H239ZM16 256H14V255ZM21 254V256H20ZM25 254V255H24ZM36 254V255H35ZM41 254V255H40ZM43 254V255H42ZM56 254V255H55ZM61 254V256H60ZM72 256H71V255ZM84 254V255H83ZM114 254V255H113ZM125 254L124 256H122ZM145 254V256H144ZM151 254L153 256H151ZM170 254V255H169ZM175 254V255H174ZM229 254V255H228ZM239 254V255H238ZM258 254V255H257ZM12 255V256H11ZM23 255V256H22ZM30 255V256H28ZM35 255V256H34ZM68 255V256H67ZM75 255V256H74ZM84 257H82V256ZM88 255H91L88 256ZM94 255V256H93ZM106 255V256H105ZM109 255V256H107ZM119 255V257H117ZM129 255V257H127ZM150 255V257L148 256ZM166 255V256H165ZM181 255V256H180ZM185 255V257H184ZM198 255V256H197ZM210 255V256H209ZM234 255V256H233ZM10 256L11 258H8ZM21 257V259L19 257ZM32 256V258H31ZM38 256V257H37ZM64 256V257H63ZM171 256V257H170ZM187 256V257H186ZM189 256V257H188ZM263 256V257H261ZM7 257V258H6ZM14 258V260L12 259ZM16 257V258H15ZM34 257V258H33ZM56 257V258H55ZM62 257V258H61ZM87 257V258H86ZM95 257V258H94ZM104 257V258H103ZM108 259H106V258ZM109 257L111 259H109ZM153 257V258H152ZM156 257V258H155ZM182 257V258H180ZM196 257V258H195ZM204 257V258H203ZM228 257V258H227ZM234 257V258H232ZM237 257V259H236ZM248 257V258H247ZM250 257V258H249ZM252 261L250 262L249 260ZM258 257V259H257ZM26 258V259H23ZM38 258V259H36ZM42 258V259H41ZM44 258V259H43ZM60 260H59V259ZM76 258V259H75ZM125 258V259H124ZM137 258V260H136ZM147 258V260L145 259ZM184 258V259H183ZM199 258V259H198ZM246 258V259H245ZM11 259V260H10ZM16 259V260H15ZM66 259V260H65ZM68 259V260H67ZM78 259V260H77ZM82 259V261L80 260ZM90 259V260H89ZM116 262H115V260ZM120 259V260H118ZM128 259V260H127ZM131 259V260H130ZM135 259V260H134ZM145 260L144 262L141 260ZM156 259V261H155ZM163 259V260H162ZM189 259V260H188ZM198 259V260H197ZM219 259V260H217ZM227 261H225V260ZM230 259V260H229ZM233 259V260H232ZM249 259V260H248ZM262 259V260H260ZM0 260V261H1ZM7 260V261H6ZM18 260V261H17ZM22 260H25L26 263ZM37 260V262H36ZM47 260V261H46ZM55 260V261H54ZM63 260V261H62ZM80 260V261H79ZM99 260V261H98ZM123 260V261H122ZM127 260V261H126ZM151 260V261H150ZM177 260V261H176ZM179 260V261H178ZM254 260V262H253ZM258 260V262H257ZM6 263H5V262ZM13 261V263H12ZM28 261V262H27ZM34 261V262H33ZM44 261V262H43ZM59 261V262H58ZM65 261V262H64ZM79 261V262H78ZM94 261V262H92ZM137 261V262H135ZM148 263H147V262ZM196 261V262H195ZM199 261V262H198ZM212 261V262H211ZM225 261V262H224ZM237 261V262H236ZM247 261V262H246ZM256 261V262H255ZM19 262V263H18ZM33 262V263H32ZM46 262V263H45ZM88 262V263H87ZM101 262V263H100ZM108 262V263H107ZM124 262V263H123ZM143 262V263H142ZM222 262V263H221ZM228 262V263H227ZM230 262V263H229ZM239 263V264H240Z\"/></svg>", "mask_w": 264, "mask_h": 264}, {"label": "bare ground", "instance_id": "bare-ground-1", "mask_svg": "<svg viewBox=\"0 0 264 264\" xmlns=\"http://www.w3.org/2000/svg\"><path fill=\"white\" fill-rule=\"evenodd\" d=\"M31 1V0H30ZM35 1V0H34ZM41 1V0H40ZM57 1V0H56ZM59 2H63V3H65V4H70V3H72L74 0H58ZM83 1H86V0H83ZM109 1V0H108ZM111 1V0H110ZM115 1V0H114ZM124 1V0H123ZM128 1H130V0H128ZM137 1V0H136ZM140 1V0H139ZM143 1H145V0H143ZM152 1H154V0H152ZM158 2L160 1V0H157ZM156 1V2H157ZM164 1V0H163ZM162 0H161V2H163ZM170 1V0H169ZM174 1V0H173ZM177 1V0H176ZM186 0H179V2L180 3H184ZM191 1V0H190ZM189 1V2H190ZM200 1V0H199ZM208 2H209V5H207V2H206V5L207 6H204V7H208V9L209 10H207L208 11V13H206V14H212L213 12H211V11H218V12H220L221 14L222 13H224V14H227L228 13V10H227V5H228V3H230V1H232V0H207ZM233 1H235V0H233ZM238 1V0H237ZM253 1H255V0H253ZM257 1V0H256ZM255 1V2H256ZM264 1V0H263ZM43 2V1H42ZM41 2V3H42ZM103 2L104 3H106L104 0H103ZM127 2V1H126ZM135 2V1H134ZM145 2H147V1H145ZM155 2V3H156ZM166 2V1H165ZM178 2V3H179ZM202 2H203V0H202ZM236 2V1H235ZM240 2V1H239ZM238 2V3H239ZM258 2V1H257ZM28 3V2H27ZM40 3V2H39ZM40 3V4H41ZM58 3V2H57ZM107 3H109L110 4V2H107ZM137 3V2H136ZM135 3V4H136ZM150 3V2H149ZM148 3V4H149ZM175 3V2H174ZM205 3V2H204ZM233 3V2H232ZM253 3V2H252ZM258 3H262V2H258ZM44 4V3H43ZM42 4V5H43ZM46 4V3H45ZM48 4H50L49 2H48ZM79 4H82V2L81 3H79ZM89 4H91V3H89ZM97 4V3H96ZM99 4V3H98ZM97 4V5H98ZM124 4H125V2H124ZM126 4H128V2L126 3ZM131 4H133V5H135L134 3H132L131 2ZM147 4V3H146ZM146 4H144V5H146ZM165 4H167V3H165ZM172 4H173V2H172ZM195 4V3H194ZM198 4L200 5V3L198 2ZM237 4V3H236ZM255 4V3H254ZM257 4V3H256ZM264 4V3H263ZM30 5V4H29ZM92 5V4H91ZM106 5V4H105ZM141 5V4H140ZM150 5V4H149ZM149 5H147L148 7H149ZM152 5V4H151ZM159 5H160V2H159ZM159 5H157L156 6V4L154 5V6H156V7H158ZM174 5V4H173ZM203 5V4H202ZM31 6V5H30ZM48 6H50V5H48ZM55 6V5H54ZM62 6V5H61ZM78 6V5H77ZM76 4H71V7L73 8V9H76ZM110 6V5H109ZM108 6V7H109ZM113 6V5H112ZM137 6V5H136ZM153 6V5H152ZM162 6H165V5H163V3H162ZM175 6V8H176V6L177 5H174ZM180 6H181V4H180ZM179 5H178V7H180ZM189 6H190V4H189ZM188 6V4H187V7H189ZM231 6V5H230ZM229 6V7H230ZM253 6V5H252ZM258 6V5H257ZM262 6H264V5H262ZM42 8H43V6H41ZM51 7V6H50ZM60 7V6H59ZM104 7L105 6H103L102 5V2L98 5V7L97 6H95V5H93L92 7H91V9L89 8L88 10H86V11H88L86 14V18H85V20H83V21H77V20H74V19H70V18H67V17H65V18H62V19H59L58 21H49V26H50V28H51V32H50V34H48V36H46L47 35V33H46V37L45 38H42L41 37V34L42 33H40L39 34V32L38 31H33V32H31V34L28 36L29 38H30V40L28 41V42H26V43H23L22 45H21V47L20 48H22L23 50L25 49L26 50V52L30 55V60L27 62V64H28V67H27V73H28V75H29V82L33 85V88L35 89V91H36V89H42V88H45L46 89V87H47V89L48 88H54L55 89V91L56 90H58L59 92H60V96H62V99H64V100H66L67 102H69V101H72L73 103H74V106H75V109H76V111H81V110H87V111H91V112H94L95 113V115H99L100 116V118H101V116H104L105 117V115H106V112H105V115L104 114H102V112H104L103 110L105 109V108H108V107H110L111 106V103H113L114 102V100H113V102H111L112 101V99H115L116 101L117 100H120V98L122 97V96H124L126 93L127 94H129L130 92H131V90L135 87V86H137L138 84H142V83H144V82H146V81H148V79H150V78H152V77H156V78H160L159 80H163V81H165V80H167V79H165V78H169L170 79V76L169 75H171V74H173V73H175V75L177 74L178 76H182L183 77V79H185V80H187V83H188V85H189V90H190V93L192 92V96L194 97V99H196V101L199 103V101L197 100V99H201L202 101H204V104H205V108H204V115H205V112H207L208 113V111H207V109L208 110H210L211 111V115L212 114H214V116H213V119L215 120L216 119V123L215 124H213V125H211V126H209V127H207L206 129H205V131L206 132H208L209 134H211L212 135V138L213 139H216V142H220V146H221V149L222 150H224V153H228L229 151H230V149L232 148V147H234L235 149V151H234V155L230 158V157H228V158H230V160H229V163L232 165V166H234V167H236V168H238V169H245V168H247V167H252L253 169L255 168L256 170H257V172H258V174L261 176V177H263V179H264V117L261 119V121H260V125L262 126V128H260V129H262V131H257L255 128H254V123L252 122V121H250V117L249 116H251V112L252 111H254V109L257 107V108H263L264 109V101L262 102L261 101V103L260 102H258L259 100V98H257V92L258 91H264V84H263V82H264V77H262L263 75H260L258 72L259 71H257V73L256 72H254V68L253 67H255V65L254 66H252L253 65V63H252V65L250 64V63H241V65L239 66V65H236V64H234L233 63V61H232V59H231V57H228V53H226L224 50H226L225 48H226V46H225V48H224V50L222 49V47L220 48L218 45H216V44H214V43H212V42H209V41H207L208 39H207V37H205V36H203V34L205 33V35L207 34V30L209 29H206V25L205 26H203V27H200V29H198V31H196V33L195 34H193V33H190V31H189V28L185 25V24H187V23H185L186 22V20H185V22H184V19L182 18V15H181V13H182V11H181V13L180 14H178V15H174L173 13V15L172 14H170V15H168V19H166L165 20V23L164 24H162L161 26H160V28H155V25H154V23L156 22L155 21V17H154V15H152V16H150V17H142V15H141V18H135L134 16H131V15H129V12L123 7V3L120 1H117L116 2V4H115V6H113V8H115L116 10H117V12L118 13H120V15L118 16H113L114 14H112L111 15V13L109 12V8L107 7L106 8V10L104 9ZM126 7H127V5H126ZM135 7V6H134ZM138 10H140L139 8H140V6H139V3H138ZM160 7V6H159ZM177 7V8H178ZM181 7H183V6H181ZM191 7V6H190ZM228 7V8H229ZM234 7V6H233ZM235 7H236V5H235ZM243 7V6H242ZM259 7V6H258ZM34 8V7H33ZM49 8V7H48ZM53 8V7H52ZM129 8H132L131 6H129ZM160 8H165V9H167L166 7H160ZM169 8V7H168ZM176 8V9H177ZM185 8H186V6H185ZM194 7H191V9H193ZM244 8V7H243ZM253 8H254V6H253ZM257 8V7H256ZM260 8H261V5H260ZM54 9V8H53ZM58 9V8H57ZM69 9H71V8H69ZM82 9H83V7H82ZM137 9V8H136ZM170 9H171V6H170ZM176 9H175V12H177L176 11ZM186 9H188V8H186ZM195 9V8H194ZM233 9V8H232ZM237 9V8H236ZM239 9V8H238ZM255 9V8H254ZM35 10V9H34ZM38 10V9H37ZM65 10V9H64ZM130 10V9H129ZM132 10V9H131ZM130 10V11H131ZM146 10H147V7H146ZM154 10V9H153ZM158 10H160V9H158ZM169 10V9H168ZM181 10H182V8H181ZM196 10V9H195ZM227 10V11H226ZM235 10V9H234ZM257 10V9H256ZM43 11H44V9H43ZM49 11V10H48ZM85 11V10H84ZM110 11H111V9H110ZM133 11H135V10H133ZM131 12V14H133V13H136V12ZM137 11V10H136ZM165 11V10H164ZM167 11V10H166ZM183 11H184V8H183ZM188 11V10H187ZM192 11V10H191ZM197 11V10H196ZM199 11H200V9H199ZM240 11V10H239ZM238 11V12H239ZM38 12H41V11H39L38 10ZM56 12V11H55ZM58 12V11H57ZM83 12V11H82ZM145 12V11H144ZM147 12H150L149 10L147 11ZM153 12V11H152ZM169 12H170V10H169ZM174 12V13H175ZM186 12V11H185ZM211 12V13H210ZM256 12V11H255ZM258 12V11H257ZM32 13V12H31ZM35 13V12H34ZM42 13V12H41ZM44 13V12H43ZM46 13V12H45ZM49 14L51 13L50 11L48 12ZM84 13V12H83ZM82 13V14H83ZM143 13V12H142ZM141 13V14H142ZM151 13V12H150ZM155 13V12H154ZM161 13V12H160ZM159 13V14H160ZM166 13V12H165ZM178 13V12H177ZM188 13V12H187ZM186 13V14H187ZM259 13V12H258ZM38 14V13H37ZM85 14V13H84ZM117 14V13H116ZM137 14V13H136ZM139 14H140V12H139ZM145 14H147V13H145ZM152 14V13H151ZM20 16L21 15H23V14H19ZM25 15V14H24ZM35 15H36V13H35ZM71 15V14H70ZM69 15V16H70ZM185 15V14H184ZM183 15V16H184ZM223 15V14H222ZM259 15H260V13H259ZM262 15V14H261ZM16 16H18V15H16ZM15 16V18H17ZM39 16V15H38ZM62 16V15H61ZM61 16H60V18H61ZM63 16H65V15H63ZM80 16V15H79ZM145 16V15H144ZM147 16V15H146ZM159 16H161V15H159ZM200 16H202L201 15V11H200ZM217 16V15H216ZM218 16H221V15H218ZM239 16H240V14H239ZM242 16H243V13H242ZM248 16V15H247ZM19 17V16H18ZM24 18H25V16H23ZM29 17V16H28ZM42 17H43V15H42ZM49 17V16H48ZM51 17H53V16H51ZM78 17V16H77ZM136 17H138V16H136ZM198 17V16H197ZM203 17V16H202ZM207 17H209V16H207ZM206 17V18H207ZM211 17V16H210ZM209 17V18H210ZM222 17V16H221ZM232 17V16H231ZM244 17H245V15H244ZM249 17V19L251 20L252 18H250V16H248ZM263 17V16H262ZM14 18V19H15ZM55 18V17H54ZM54 18H53V20H54ZM57 18V17H56ZM157 19H159L158 17H156ZM163 18H165L164 16H163ZM186 18V17H185ZM188 18V17H187ZM190 18V17H189ZM205 18V19H206ZM209 18L207 19V20H209ZM213 18V17H212ZM212 18L210 19V20H212ZM227 18V17H226ZM234 18V17H233ZM239 18V17H238ZM257 18H258V15H257ZM260 18V17H259ZM13 19V18H12ZM20 19V18H19ZM21 19H22V17H21ZM76 19V18H75ZM80 19V18H79ZM161 19H162V17H161ZM192 19H196L195 17L194 18H192ZM201 19V18H200ZM217 19V18H216ZM229 19V18H228ZM243 19V18H242ZM241 19V20H242ZM245 19V18H244ZM248 19V18H247ZM264 19V18H263ZM24 20V19H23ZM51 20V19H50ZM160 20V19H159ZM188 20H190V19H188ZM202 20V19H201ZM230 20V19H229ZM232 20V19H231ZM21 21V20H20ZM44 21V20H43ZM196 21V20H195ZM236 21V20H235ZM251 21H253V20H251ZM256 21H258L257 19H256ZM10 22H11V20H10ZM24 22V21H23ZM29 22V21H28ZM27 22V23H28ZM190 22V21H189ZM199 22H202V21H199ZM204 22V21H203ZM230 22V21H229ZM240 22V21H239ZM239 22H237V23H239ZM244 23H246V20H244L243 21ZM242 22V23H243ZM248 22H249V20H248ZM264 22V21H263ZM195 23V22H194ZM193 23V24H194ZM222 23V22H221ZM220 23V24H221ZM232 23V22H231ZM234 23V22H233ZM13 24V23H12ZM159 24H160V22H159ZM191 24V23H190ZM204 23H202V25H203ZM207 24H209V22L207 23ZM225 24V23H224ZM235 25H236V23H234ZM23 25V24H22ZM29 25V24H28ZM31 25V24H30ZM210 25V24H209ZM208 25V26H209ZM212 25H213V22H212ZM239 25H240V23H239ZM247 25V24H246ZM253 26L255 25V22H254V24H252ZM259 25V24H258ZM13 26H15V25H13ZM33 26V25H32ZM31 26V27H32ZM48 26V25H47ZM190 26H192V25H190ZM216 26V25H215ZM220 26V25H219ZM228 26V25H227ZM260 26V25H259ZM264 26V25H263ZM15 27H17V26H15ZM198 27V26H197ZM212 27V26H211ZM217 27V26H216ZM234 27V26H233ZM244 27H246V26H244ZM20 28H22V27H20ZM27 28V27H26ZM26 28H25V30H26ZM34 28V27H33ZM43 28H44V25H43ZM119 29V33L120 34H124V36H125V41H124V46H123V48H125L126 49V53H125V55H124V60L122 61V63L121 64H119V65H117V66H113L110 70H107V72H106V74H105V72H101V71H97L96 70V67L94 66V61L95 60H98V61H100V59H102L103 57H101L100 56V52L98 53L97 52V49H99V48H97V49H95L96 50V52L95 51H93V47H94V45H95V43H96V41H97V39H100L101 37H110L111 35H112V31L114 32V31H117L118 29ZM195 28V27H194ZM221 28V27H220ZM220 28H218V30L220 31ZM238 28V27H237ZM258 28V27H257ZM262 28V27H261ZM16 29V28H15ZM17 29H19V28H17ZM24 29V28H23ZM35 29V28H34ZM45 29H47V28H45ZM214 29H217V28H214V25H213V30ZM222 29V28H221ZM223 29H225L224 27H223ZM234 29V28H233ZM239 29V28H238ZM241 29V28H240ZM42 29H40V31H41ZM48 30H50V29H48ZM210 30V32H211V29H209ZM44 32H45V30H43ZM216 31V30H215ZM215 31H213V32H215ZM222 31V30H221ZM237 31V30H236ZM260 31V30H259ZM262 31V30H261ZM26 32V31H25ZM43 32V33H44ZM139 32V33H138ZM232 32V31H231ZM239 32V31H238ZM244 32V31H243ZM263 32H264V30H263ZM20 33V32H19ZM19 33H18V35H19ZM23 33V32H22ZM27 33V32H26ZM25 33V34H26ZM228 33V32H227ZM234 33H235V30H234ZM250 33H251V35H253L252 34V32L250 31ZM255 33V32H254ZM45 34V33H44ZM116 34L117 35H119L117 32H116ZM209 34H212V33H209ZM225 34V33H224ZM223 34V35H224ZM256 34V33H255ZM220 35V34H219ZM222 35V36H223ZM226 35V34H225ZM232 35V34H231ZM230 35V36H231ZM236 35V34H235ZM243 35V34H242ZM246 35V34H245ZM264 35V34H263ZM12 36V35H11ZM15 36V35H14ZM209 36V35H208ZM217 36V35H216ZM225 37H228V36H224V38ZM246 37V36H245ZM252 37H254V35L252 36ZM256 37H258V35L256 36ZM8 38V37H7ZM209 38V37H208ZM229 38H231V37H228V39ZM247 38V37H246ZM255 38V37H254ZM253 38V39H254ZM16 38H13V40H15ZM18 39V38H17ZM108 39V38H107ZM120 39V38H119ZM213 39V38H212ZM221 39V38H220ZM222 39H223V37H222ZM227 39V38H226ZM244 39V38H243ZM259 39V38H258ZM9 40V39H8ZM23 41H24V39H22ZM27 40V39H26ZM105 40V39H104ZM215 40H216V38H215ZM233 40V39H232ZM239 40V39H238ZM240 40H241V38H240ZM245 40V39H244ZM246 40H248V39H246ZM10 41V40H9ZM19 41H20V39H19ZM99 41V40H98ZM121 41V40H120ZM225 41V40H224ZM263 41H264V39H263ZM15 42V41H14ZM242 42V41H241ZM259 42V41H258ZM261 42V41H260ZM7 43H8V41H7ZM16 43H18V41L16 42ZM219 43V42H218ZM225 43V42H224ZM244 43V42H243ZM247 43H249V42H247ZM14 44V43H13ZM18 44H21V42L20 43H18ZM113 44V43H112ZM122 44V43H121ZM220 44V43H219ZM228 44V43H227ZM234 44V43H233ZM251 44H252V42H251ZM264 44V43H263ZM263 44H261V45H263ZM3 45V44H2ZM16 45V44H15ZM220 45H222V43L220 44ZM231 45H232V43H231ZM122 46V45H121ZM238 46H239V44H238ZM237 46V47H238ZM249 46H250V44H249ZM248 45H246V54L247 55H249L250 53H251V50H253V48L252 49H250V47H249ZM1 47V46H0ZM4 47V46H3ZM14 47V46H13ZM96 47V46H95ZM102 47H105L104 45L102 46ZM228 47H230V46H228ZM15 48V47H14ZM101 48V47H100ZM242 48H243V46H242ZM257 47H255V49H256ZM1 49V48H0ZM4 49V48H3ZM103 49V48H102ZM124 49V50H125ZM254 49V50H255ZM259 49V48H258ZM13 50H17V46H16V49H13ZM19 50V49H18ZM99 50H101V49H99ZM106 50V49H105ZM104 49H103V51H105ZM122 50V49H121ZM236 50V49H235ZM260 50H262V48L260 49ZM5 51V50H4ZM123 51V50H122ZM242 51V50H241ZM11 52V51H10ZM14 52V51H13ZM124 52V51H123ZM235 52V51H234ZM4 53V52H3ZM2 53V54H3ZM96 53H98V55L96 54ZM238 53V52H237ZM242 53V52H241ZM254 53V52H253ZM21 54V53H20ZM24 54V53H23ZM107 54V53H106ZM105 54V55H106ZM232 54V53H231ZM244 54H245V51H244ZM245 54V55H246ZM252 54V53H251ZM257 54V53H256ZM101 55H102V52H101ZM103 55H104V52H103ZM102 55V56H103ZM104 55V56H105ZM240 55V54H239ZM242 55V54H241ZM246 55V56H247ZM262 55V54H261ZM7 56H10V57H12L11 55H7ZM7 56H6V58H7ZM16 56V55H15ZM230 56V55H229ZM252 56V55H251ZM257 56V55H256ZM256 56H254L256 59H257V57ZM1 57V56H0ZM21 57V56H20ZM19 57V58H20ZM242 57V56H241ZM240 57V58H241ZM248 57V56H247ZM253 57V58H254ZM260 57V56H259ZM5 58V57H4ZM13 58V57H12ZM16 58H17V56H16ZM23 58V57H22ZM106 57H104V59H105ZM261 58V57H260ZM9 59V58H8ZM18 59V58H17ZM16 59V61H19V60H17ZM26 59V58H25ZM103 59V60H104ZM122 59H123V57H122ZM239 59V58H238ZM248 59V58H247ZM247 59H246V61H247ZM250 59V58H249ZM248 59V60H249ZM234 60H235V62H236V59L234 58ZM240 60V59H239ZM252 60V59H251ZM258 60V59H257ZM24 61V60H23ZM23 61L21 62V63H23ZM25 61H27V60H25ZM119 61V60H118ZM2 62V61H1ZM14 63H15V61H13ZM104 62V61H103ZM108 62V61H107ZM117 62V61H116ZM119 62H121V61H119ZM244 62V61H243ZM258 62V61H257ZM6 63H7V61H6ZM9 63V62H8ZM7 63V64H8ZM19 63V62H18ZM99 63V62H98ZM239 63V62H238ZM2 64V63H1ZM10 64V63H9ZM8 64V65H9ZM24 64V63H23ZM115 64V63H114ZM117 64V63H116ZM115 64V65H116ZM259 65V64H258ZM19 66V65H18ZM2 67V66H1ZM3 67H4V65H3ZM14 66H12V68H13ZM7 68H9V66H7ZM19 68V67H18ZM23 68V67H22ZM257 68V67H256ZM259 69V68H258ZM262 69V68H261ZM1 70H4V69H1ZM0 70V71H1ZM9 70V69H8ZM14 70V69H13ZM16 70V69H15ZM14 70V71H15ZM17 71H19V70H17ZM24 71V70H23ZM22 71V72H23ZM104 71V70H103ZM105 71H106V68H105ZM1 73V72H0ZM5 73V72H4ZM7 73V72H6ZM11 73V72H10ZM261 73V72H260ZM3 74V73H2ZM1 74V75H2ZM18 74V73H17ZM16 74V75H17ZM105 74V75H104ZM7 75V77H8V74H6ZM176 75V76H177ZM5 76V75H4ZM101 76H105V77H103V79H102V77ZM169 76V77H168ZM20 77V76H19ZM172 77V76H171ZM175 76H173V78H174ZM100 78L102 79V80H100ZM155 78V79H156ZM5 79H7V78H5ZM5 79H3V80H5ZM11 80H12V78H10ZM15 79V78H14ZM13 79V80H14ZM175 79H176V77H175ZM8 80V79H7ZM154 80V79H153ZM152 80V81H153ZM172 80V79H171ZM177 80V79H176ZM175 80V81H176ZM6 81V80H5ZM4 81V82H5ZM17 81H18V79H17ZM103 81V82H102ZM150 81H151V79H150ZM155 81V80H154ZM259 81V82H258ZM13 82V81H12ZM162 82V81H161ZM160 82V83H161ZM258 82V83H257ZM9 83V82H8ZM163 83H165V82H163ZM2 84V83H1ZM4 84V83H3ZM2 84V85H3ZM13 84V83H12ZM23 84V83H22ZM166 84V83H165ZM9 85V84H8ZM171 85V84H170ZM4 86V85H3ZM20 86V85H19ZM22 86V85H21ZM140 86V85H139ZM148 86V85H147ZM175 86V85H174ZM183 86V85H182ZM181 86V87H182ZM32 87V86H31ZM149 87V86H148ZM170 87V86H169ZM180 87V86H179ZM5 88V87H4ZM155 88V87H154ZM157 88H159L158 86H157ZM161 88V87H160ZM166 88V87H165ZM178 88V87H177ZM188 88V87H187ZM136 89V88H135ZM138 89V88H137ZM152 89V88H151ZM168 89V88H167ZM180 89H182V88H180ZM7 90H8V88H7ZM22 90V89H21ZM50 90V89H49ZM139 90V89H138ZM156 90V89H155ZM185 90V89H184ZM18 91H19V89H18ZM17 91V92H18ZM52 91V90H51ZM140 91V90H139ZM138 91V92H139ZM159 91H160V89H159ZM164 91V90H163ZM173 91H174V88H173ZM179 91V90H178ZM10 92H11V89H10ZM9 92V93H10ZM24 92V91H23ZM152 92V91H151ZM155 92V91H154ZM169 92H170V90H169ZM186 92V91H185ZM14 93V92H13ZM42 93H45V92H42ZM142 93H143V91H142ZM29 94V93H28ZM47 95L49 94V93H46ZM156 94V93H155ZM159 94V93H158ZM157 94V95H158ZM174 94V93H173ZM176 94H178V93H176ZM187 94V93H186ZM50 95V94H49ZM48 95V96H49ZM52 95V94H51ZM131 95V94H130ZM129 95V96H130ZM151 95V94H150ZM152 95H154V94H152ZM165 95H167V93L165 94ZM171 95V94H170ZM179 95V94H178ZM128 96V95H127ZM140 96V95H139ZM142 96V95H141ZM147 96H149V94L147 95ZM213 97V99L215 100V104H210L209 102V97ZM20 97V96H19ZM18 97V98H19ZM25 97V96H24ZM31 97V96H30ZM36 97V96H35ZM53 97V96H52ZM132 97H133V94H132ZM143 97V96H142ZM154 97H156V95L154 96ZM161 97H163V96H161ZM165 97V96H164ZM172 97H173V95H172ZM172 97H170L167 101H169ZM261 97H264V94H261ZM45 97H43V99H44ZM57 98V97H56ZM134 98H136V97H134ZM140 98V97H139ZM153 98V97H152ZM166 98V97H165ZM168 98V97H167ZM2 99H4V98H2ZM11 99H13V98H11ZM17 99V98H16ZM127 99V98H126ZM132 99V98H131ZM141 99V98H140ZM139 99V100H140ZM145 99V98H144ZM148 99H149V97H148ZM173 99H175V98H173ZM188 99V98H187ZM191 99H193V98H191ZM8 100H9V98H8ZM20 100V99H19ZM22 100V99H21ZM40 100V99H39ZM133 100V99H132ZM137 100V99H136ZM136 100H135V103H136ZM146 100V99H145ZM172 100V99H171ZM170 100V101H171ZM189 100V99H188ZM200 100V101H201ZM25 102H26V100H24ZM33 101V100H32ZM38 101V100H37ZM36 101V102H37ZM60 101H62V100H60ZM130 101V100H129ZM141 101V100H140ZM149 101V100H148ZM162 101V100H161ZM166 101V100H165ZM193 101H195V100H193ZM1 102H3V104H4V100L3 101H1ZM28 102V101H27ZM26 102V103H27ZM45 102V101H44ZM66 102V103H67ZM130 102H132V101H130ZM139 102V101H138ZM142 102H147V101H143L142 100ZM151 102V101H150ZM158 102V101H157ZM156 102V103H157ZM163 102V101H162ZM174 102V101H173ZM14 103V102H13ZM16 103V102H15ZM39 103V102H38ZM43 103V102H42ZM117 103V102H116ZM123 103V102H122ZM151 103H154L153 101L151 102ZM168 103V102H167ZM178 103V102H177ZM3 104H2V106H3ZM8 103H6V105H7ZM10 104H11V102H10ZM17 104V103H16ZM51 104V103H50ZM64 104H65V102H64ZM68 104H70V103H67V106H68ZM114 104V103H113ZM144 104V103H143ZM147 104V103H146ZM182 104V103H181ZM18 105H20V103H18ZM24 105V104H23ZM26 105H28V104H26ZM35 105V104H34ZM39 105H41V104H39ZM48 105V104H47ZM51 105H53V104H51ZM62 105H63V103H62ZM61 105V106H62ZM122 105V104H121ZM124 105H125V103H124ZM127 105H129V104H127ZM140 105V104H139ZM141 105H142V103H141ZM154 105H156V104H154ZM171 105H174V103L173 104H171ZM178 105V104H177ZM202 105V104H201ZM11 106H13V104L11 105ZM14 106H17V105H15L14 104ZM22 106V105H21ZM57 106H60L59 104L57 105ZM119 106V105H118ZM134 106V105H133ZM163 106V105H162ZM167 106V105H166ZM166 106H164V108L166 107ZM190 106V105H189ZM195 106H197V105H195ZM203 106V105H202ZM7 107V106H6ZM24 107H25V105H24ZM27 107V106H26ZM37 107H38V105H37ZM49 107V106H48ZM161 107V106H160ZM174 107V106H173ZM181 107H183L182 105H181ZM3 108V107H2ZM14 108V107H13ZM19 107H17V109H18ZM44 108H46L45 106H44ZM69 108V107H68ZM111 108V107H110ZM109 108V110H111ZM144 108H146V107H144ZM150 107H148V109H149ZM153 108V107H152ZM156 108V107H155ZM186 108V107H185ZM191 109H192V107H190ZM256 108V109H257ZM7 109V108H6ZM11 109V108H10ZM24 109V108H23ZM28 109V108H27ZM34 109H36V108H34ZM42 109V108H41ZM64 109H65V107H64ZM117 109V108H116ZM137 109V108H136ZM135 109V110H136ZM142 109H143V106H142ZM157 109V108H156ZM155 109V110H156ZM168 109V108H167ZM166 109V110H167ZM176 109V108H175ZM177 109H178V107H177ZM180 109V108H179ZM197 109V108H196ZM201 109V108H200ZM218 109H223V110H225L226 112H229V111H234V110H238L239 112L238 113H240V115H237L236 117H230L229 115L227 116V115H222V116H217L216 115V111L218 110ZM1 110H3V109H1ZM0 110V111H1ZM20 110V109H19ZM18 110V111H19ZM51 110V109H50ZM59 110V109H58ZM69 110H70V108H69ZM72 110V109H71ZM132 110H134V109H132ZM134 110V111H135ZM152 110V109H151ZM163 110V109H162ZM173 110V109H172ZM181 110V109H180ZM185 110V109H184ZM15 111V110H14ZM28 111V110H27ZM36 111V110H35ZM46 111V110H45ZM60 111V110H59ZM76 111H74L75 113H76ZM116 111V110H115ZM120 111V110H119ZM123 111V110H122ZM128 111V110H127ZM130 111V110H129ZM143 111H144V109H143ZM169 111H170V109H169ZM177 111V110H176ZM232 111V112H233ZM257 111H258V109H257ZM23 112H24V110H23ZM57 112V111H56ZM109 112V111H108ZM144 112H146V111H144ZM157 112V111H156ZM161 112V111H160ZM163 112V111H162ZM166 112V111H165ZM173 112V111H172ZM185 112V111H184ZM200 112V111H199ZM225 112V113H226ZM260 112V111H259ZM22 113V112H21ZM24 113H26V112H24ZM60 113V112H59ZM64 113V112H63ZM72 113V112H71ZM110 113H111V111H110ZM120 113H122V112H120ZM124 113V112H123ZM126 113V112H125ZM124 113V114H125ZM129 113H131V112H129ZM141 113V112H140ZM152 113V112H151ZM153 113H155V112H153ZM179 113H181L182 114V112H179ZM188 113V112H187ZM192 113V112H191ZM255 113V112H254ZM253 113V114H254ZM257 113V112H256ZM256 113H255V115H256ZM262 113V112H261ZM3 114H5V112H3ZM19 114V113H18ZM29 114H31V113H29ZM33 114H34V112H33ZM52 114V113H51ZM61 114V113H60ZM80 114V113H79ZM134 114V113H133ZM146 114H148L147 112H146ZM166 114V113H165ZM169 114V113H168ZM167 114V115H168ZM178 113H176V115H177ZM184 114V113H183ZM186 114V113H185ZM194 114V113H193ZM200 114V113H199ZM221 114V113H220ZM228 114V113H227ZM0 115H2V114H0ZM15 115V114H14ZM46 115H48V114H46ZM54 115H56V113L54 114ZM69 115V114H68ZM72 115V114H71ZM77 115V114H76ZM91 115V114H90ZM126 115V114H125ZM136 115V114H135ZM134 115V116H135ZM171 115V114H170ZM173 115H174V112H173ZM198 115V114H197ZM202 115V114H201ZM200 115V116H201ZM4 116V115H3ZM21 116V115H20ZM25 116V115H24ZM34 116V115H33ZM62 116H63V114H62ZM81 116H82V114H81ZM108 116H110V115H108ZM115 116V115H114ZM113 116V117H114ZM139 116V115H138ZM146 117H147V115H145ZM144 116V117H145ZM150 116H152V114L150 115ZM156 116V115H155ZM161 116V115H160ZM187 116H188V114H187ZM6 117H7V115H6ZM15 117H17V116H15ZM39 117V116H38ZM51 117H52V115H51ZM55 117V116H54ZM54 117H53V119H54ZM79 117V116H78ZM93 117V116H92ZM112 117V116H111ZM118 117V116H117ZM164 117V116H163ZM176 117V116H175ZM177 117H178V115H177ZM177 117H176V119H177ZM4 118V117H3ZM20 118H22V117H20ZM25 118V117H24ZM28 118V117H27ZM32 118V117H31ZM41 118V117H40ZM56 118V117H55ZM60 118V117H59ZM62 118V117H61ZM60 118V119H61ZM73 118V117H72ZM96 118V120H95V122L97 121V117H95ZM94 118V119H95ZM116 118V117H115ZM114 118V119H115ZM119 118V117H118ZM120 118H122V117H120ZM134 118V117H133ZM149 118V117H148ZM161 118H162V116H161ZM174 118V117H173ZM186 118V117H185ZM202 118V117H201ZM12 119V118H11ZM58 119V118H57ZM56 119V120H57ZM73 119H75V118H73ZM78 119V118H77ZM77 119H76V121H77ZM102 119V118H101ZM100 119V120H101ZM105 118H103L102 120L104 121V123L102 124V125H104L103 126V128L101 127V129H100V131H98V130H95L96 132H98L99 133V135H101V136H107L108 135V133L110 134L111 132V129L112 130H115V128L116 129H118L117 127H118V123L114 120L113 121V119H112V122H110V120H111V118L108 120H104ZM144 119V118H143ZM152 119V118H151ZM179 119H180V116H179ZM187 119V118H186ZM195 119V118H194ZM193 119V120H194ZM211 119H212V117H211ZM3 120V119H2ZM22 120V119H21ZM29 120V119H28ZM39 120V119H38ZM89 120V119H88ZM101 120V121H102ZM125 120V119H124ZM136 120V119H135ZM138 120V119H137ZM142 120V119H141ZM170 120V119H169ZM183 120V117L181 118V121ZM199 120V119H198ZM41 120H39L38 122H40ZM54 121V120H53ZM52 121V122H53ZM63 121V120H62ZM69 121V120H68ZM72 121V120H71ZM123 121V120H122ZM128 121L129 120H127V121H125V122H127L128 123ZM144 121H146V120H144ZM149 121H151L150 119H149ZM166 122H167V120H165ZM186 121V120H185ZM187 121H188V119H187ZM200 121H203V120H200ZM254 121V120H253ZM29 122V121H28ZM33 122V121H32ZM74 122V121H73ZM84 122V121H83ZM91 122V121H90ZM110 122V123H109ZM118 122H119V119H118ZM121 122V121H120ZM138 122V121H137ZM147 122H148V120H147ZM156 122H159V120L157 119V121ZM162 121H160L159 123H161ZM179 122V121H178ZM183 122V121H182ZM1 124H2V122H0ZM30 123V122H29ZM49 123H51V122H49ZM69 123V122H68ZM93 123V122H92ZM127 123H125V124H127ZM130 123V122H129ZM140 123V122H139ZM172 123V122H171ZM170 123V124H171ZM202 123V122H201ZM204 123V122H203ZM211 123V122H210ZM34 124H36V122H34ZM74 124H75V122H74ZM91 124V123H90ZM93 124H95V123H93ZM97 124V123H96ZM96 124H95V126H96ZM122 124H124V123H122ZM134 123H132V125H133ZM142 124V123H141ZM154 124V123H153ZM152 124V125H153ZM156 124V123H155ZM189 125L191 124V123H188ZM206 124V123H205ZM13 125V124H12ZM27 125V124H26ZM29 125V124H28ZM139 125V124H138ZM137 125V126H138ZM164 125V124H163ZM187 125V124H186ZM200 125H202V124H200ZM199 125V126H200ZM257 125V124H256ZM65 126H67L66 124H65ZM64 126V127H65ZM88 126V125H87ZM98 126V125H97ZM101 126V125H100ZM149 126V125H148ZM159 126H160V124H159ZM159 126H157V127H159ZM180 126H181V124H180ZM238 127V128H241V130L244 128V129H246L247 131H251V133L250 134H248V135H250V140L248 141V140H245V138H244V140H242V139H238V138H236V139H233V137H230V131H232L231 129L232 128H234V127ZM5 127V126H4ZM26 127V126H25ZM63 127V128H64ZM85 127V126H84ZM93 127H94V125H93ZM130 127V126H129ZM150 127V126H149ZM169 127V126H168ZM171 127H173V126H171ZM3 128V127H2ZM1 128V129H2ZM6 128V127H5ZM14 128H15V126H14ZM19 128H20V126H19ZM27 128V127H26ZM58 128H60L59 126H58ZM65 128H67V127H65ZM98 127H96V129H97ZM120 128V127H119ZM123 128V127H122ZM127 128V127H126ZM131 128V127H130ZM130 128H128V130L130 129ZM151 129L153 128V127H150ZM156 128V127H155ZM164 128H165V125H164ZM175 128H176V126H175ZM178 128H179V126H178ZM186 128H188V126L186 127ZM32 129V128H31ZM88 129V128H87ZM93 129V128H92ZM149 129V128H148ZM161 129V128H160ZM166 129H168V128H166ZM3 130V129H2ZM2 130H1V132H2ZM6 130V129H5ZM18 130V129H17ZM81 130V129H80ZM147 130V129H146ZM162 130V129H161ZM180 130V129H179ZM254 130V131H253ZM16 131V130H15ZM19 131V130H18ZM17 131V133H19ZM31 131V130H30ZM64 131H65V129H64ZM73 131H75V130H73ZM83 131V130H82ZM88 131L90 132V130L88 129ZM119 131V130H118ZM123 131V130H122ZM127 131V130H126ZM131 131V130H130ZM129 131V132H130ZM148 131V130H147ZM155 131H159L158 129L157 130H155ZM162 131H164V129L162 130ZM170 131V130H169ZM169 131H167V132H169ZM172 131V130H171ZM190 131V130H189ZM200 131V130H199ZM198 131V132H199ZM202 131V130H201ZM28 132V131H27ZM78 132V131H77ZM86 132V131H85ZM92 132V131H91ZM94 132V131H93ZM117 132V131H116ZM115 132V133H116ZM176 132L178 133V130H176ZM240 132V131H239ZM74 133V132H73ZM79 133V132H78ZM84 133V132H83ZM95 133V132H94ZM93 133V134H94ZM114 133V134H115ZM143 133V132H142ZM152 133V132H151ZM155 133V132H154ZM163 133V132H162ZM173 133H174V131H173ZM194 133V132H193ZM231 133H233V132H231ZM234 133H235V131H234ZM61 134H63V133H61ZM65 134V133H64ZM75 134V133H74ZM82 134V133H81ZM92 134V133H91ZM93 134H92V136H93ZM114 134H112V136L114 135ZM120 133L119 132H117V135H119ZM124 134H126L125 133V131H124ZM158 135H159V133H157ZM184 134V133H183ZM196 134H198V133H196ZM199 134H200V132H199ZM202 134V133H201ZM238 134V136H240L241 135V133H237ZM10 135V134H9ZM15 135V134H14ZM26 135H28V134H26ZM79 135H80V133H79ZM161 135H163V134H161ZM161 135H159V136H161ZM176 135V134H175ZM191 135V134H190ZM244 134H242L241 136H243ZM62 136V135H61ZM76 136V134L75 135H73L72 137H75ZM85 136V135H84ZM94 136H96V135H94ZM116 136V135H115ZM125 136H127V135H125ZM151 136V135H150ZM164 136H165V134H164ZM167 136H169V135H167ZM178 136V135H177ZM189 136V135H188ZM7 137V136H6ZM17 137V136H16ZM60 137V136H59ZM63 137V136H62ZM61 137V138H62ZM65 137H66V135H65ZM108 137H110V136H108ZM117 137V136H116ZM129 136H127V138H128ZM144 137V136H143ZM171 137V136H170ZM174 137V136H173ZM181 137V136H180ZM12 138V137H11ZM23 138V137H22ZM77 137H75V139H76ZM81 138H83V136L81 137ZM107 138V137H106ZM120 138V139H119ZM117 137V141H116V143L117 144H121V146H123L125 143H126V141H124V139H125V137H124V139L122 138V137ZM140 138H141V136H140ZM146 138H148V137H146ZM157 138V137H156ZM159 138V137H158ZM162 138V137H161ZM167 138H169V137H167ZM166 138V139H167ZM176 138V137H175ZM192 138V137H191ZM195 138V137H194ZM7 139H9V138H7ZM19 139V138H18ZM17 139V140H18ZM68 139V138H67ZM66 139V140H67ZM71 140H73L72 138H70ZM80 139V138H79ZM92 139V138H91ZM102 139H103V137H102ZM113 139V138H112ZM111 139V140H112ZM173 139V138H172ZM187 139V138H186ZM218 139V140H217ZM249 139V138H248ZM65 140V139H64ZM93 140H94V138H93ZM96 140V139H95ZM132 140V139H131ZM144 141H146L145 139H143ZM162 139H160V141H161ZM169 140V139H168ZM196 140V139H195ZM20 141V140H19ZM61 142H62V140H60ZM68 141V140H67ZM76 141L78 142V141H80L81 142V140H77L76 139ZM92 141V140H91ZM98 141H100V139H98ZM102 141V140H101ZM103 141H104V139H103ZM107 141V140H106ZM106 141H105V143H106ZM108 141H110V140H108ZM149 141V140H148ZM155 141H156V139H155ZM164 141V140H163ZM171 141V140H170ZM170 141H168L169 143H171ZM175 141H177V139H175ZM200 141V140H199ZM2 142V141H1ZM7 142V141H6ZM61 142H59L60 144H63V143H61ZM69 142V141H68ZM67 142V143H68ZM71 142V141H70ZM73 142V141H72ZM71 142V143H72ZM79 142V143H80ZM82 142H84V140L82 141ZM86 142V141H85ZM88 142V141H87ZM115 142V141H114ZM135 142V141H134ZM157 142H159V141H157ZM167 142V143H168ZM197 142V141H196ZM204 142V141H203ZM211 142V141H210ZM3 143V142H2ZM76 143V142H75ZM89 143H90V141H89ZM93 143V142H92ZM104 143V144H105ZM110 143H111V141H110ZM130 143V142H129ZM139 143H141V141L139 142ZM163 143V142H162ZM166 143V142H165ZM189 143V142H188ZM6 144H8V143H6ZM15 144V143H14ZM18 144V143H17ZM16 144V145H17ZM70 144V143H69ZM73 144V143H72ZM95 144V143H94ZM98 144V143H97ZM95 145V146H98V148L97 149H99L100 148V146L99 145ZM102 144V143H101ZM116 144V145H117ZM127 144H128V142H127ZM136 144V143H135ZM144 144V143H143ZM189 144H191V143H189ZM199 144V143H198ZM209 144V143H208ZM12 145V144H11ZM85 145V144H84ZM111 145H112V143H111ZM114 145V144H113ZM133 144L131 143V146H132ZM136 145H138V144H136ZM136 145H134V149H136L135 148V146ZM148 145V144H147ZM160 145L162 146V144L160 143ZM173 145V144H172ZM177 145V144H176ZM175 145V146H176ZM187 145V144H186ZM217 145V144H216ZM18 146V145H17ZM64 146V145H63ZM62 146V147H63ZM66 146V145H65ZM87 146H88V143H87ZM91 146H92V144H91ZM107 146H108V144H107ZM110 146V145H109ZM115 146V145H114ZM130 146V145H129ZM129 146H128V149H131V148H129ZM154 146H155V144H154ZM158 146V145H157ZM169 146V145H168ZM178 146V145H177ZM185 146V145H184ZM190 146V145H189ZM192 146V145H191ZM211 147L213 146V145H210ZM8 147H10V146H8ZM23 147V146H22ZM61 147V148H62ZM67 147V146H66ZM78 147V146H77ZM76 147V148H77ZM79 147H81V146H79ZM78 147V148H79ZM113 147V146H112ZM150 147V146H149ZM160 147V146H159ZM167 147V146H166ZM205 147V146H204ZM3 148V147H2ZM60 148V147H59ZM68 148H70V147H68ZM82 148H86L85 146L84 147H82ZM89 148L90 147H88V149H86V150H89ZM102 148H105V146H103ZM102 148H100V150L102 149ZM107 148V147H106ZM142 148V147H141ZM180 148V147H179ZM185 148V147H184ZM10 149H11V147H10ZM12 149H13V147H12ZM23 149V148H22ZM71 149V148H70ZM91 149H92V147H91ZM113 149V148H112ZM156 150H157V148H155ZM165 149V148H164ZM168 149V148H167ZM170 149H172V148H169V151H170ZM186 149V148H185ZM184 149V150H185ZM208 149V148H207ZM212 149V148H211ZM7 150V149H6ZM67 150V149H66ZM72 150V149H71ZM70 150V151H71ZM83 150V149H82ZM93 150V149H92ZM116 150V149H115ZM127 150V149H126ZM139 150H140V148H139ZM187 150V149H186ZM206 150V149H205ZM62 151V150H61ZM96 151V150H95ZM101 151H103V150H101ZM100 151V152H101ZM112 151V150H111ZM117 152H118V149L116 150ZM144 151H146V150H144ZM160 151V150H159ZM166 151V150H165ZM188 151V150H187ZM193 151V150H192ZM217 151V150H216ZM64 152H65V150H64ZM68 152V151H67ZM84 152H85V150H84ZM94 151H92V153H93ZM97 152H99L98 150H97ZM104 152V151H103ZM102 152V153H103ZM113 152V151H112ZM111 152V153H112ZM140 152V151H139ZM141 152H143V151H141ZM151 152H153V151H151ZM163 152V151H162ZM181 152V151H180ZM183 152H185V151H183ZM201 152H202V150H201ZM214 152V151H213ZM5 153V152H4ZM3 153V154H4ZM63 153V152H62ZM66 153V152H65ZM96 153V152H95ZM110 153V154H111ZM119 153V152H118ZM127 153V152H126ZM134 153H136V152H134ZM165 153H169V152H165ZM173 153H175V152H173ZM196 153V152H195ZM0 154H1V152H0ZM67 154V153H66ZM90 154V153H89ZM89 154H86V156H90ZM104 154V153H103ZM106 154V153H105ZM108 154V153H107ZM109 154V155H110ZM129 154V153H128ZM131 154V153H130ZM133 154V153H132ZM131 154V155H132ZM142 154V153H141ZM149 154V153H148ZM156 154V153H155ZM158 154H159V152H158ZM180 154H182V153H180ZM191 154V153H190ZM202 154V153H201ZM210 154V153H209ZM229 154H231V153H229ZM8 155V154H7ZM72 155V154H71ZM74 155V154H73ZM98 155V154H97ZM102 155V154H101ZM100 155V156H101ZM112 155H114L113 153H112ZM125 155V154H124ZM140 155V154H139ZM147 155V154H146ZM163 155V154H162ZM162 155H159V156H162ZM165 155V154H164ZM170 155V157L171 156H173V154H169ZM184 155V154H183ZM9 156V155H8ZM75 156V155H74ZM81 156H84V155H79V157H81ZM103 156V155H102ZM138 156V155H137ZM143 156V155H142ZM148 156H150V155H148ZM158 156V157H159ZM179 157H180V155H178ZM182 156V155H181ZM188 156V155H187ZM193 156V155H192ZM196 156V155H195ZM194 156V157H195ZM209 156V155H208ZM216 156V155H215ZM78 157V158H79ZM95 157V156H94ZM94 157H91V158H94ZM109 157V156H108ZM124 157V156H123ZM169 157V158H170ZM197 157V156H196ZM212 157V156H211ZM225 157V156H224ZM223 156H222V158H224ZM13 158V157H12ZM107 158V157H106ZM118 158V157H117ZM137 158V157H136ZM145 158V157H144ZM150 158V157H149ZM163 158V157H162ZM166 158H167V156H166ZM168 158V159H169ZM175 158V157H174ZM199 158V157H198ZM88 159V158H87ZM132 159V158H131ZM156 159V158H155ZM159 159V158H158ZM165 159V158H164ZM171 159V158H170ZM169 159V160H170ZM176 159V158H175ZM175 159H174V161H175ZM186 159V158H185ZM188 159V158H187ZM195 159V158H194ZM210 159V158H209ZM212 159V158H211ZM107 160V159H106ZM136 160V159H135ZM141 160V159H140ZM153 160V159H152ZM163 160V159H162ZM217 160H219L220 161V159H217ZM225 160H227L226 158H225ZM97 161V160H96ZM99 161H101V160H99ZM98 161V162H99ZM110 161V160H109ZM113 161V160H112ZM111 161V162H112ZM121 161H123V160H121ZM143 161V160H142ZM177 161V160H176ZM89 162H92V159H90V161ZM97 162V163H98ZM114 162H116V161H114ZM118 162V161H117ZM128 162V161H127ZM127 162H126V164H127ZM149 162H150V160H149ZM160 162H161V160H160ZM173 162V161H172ZM190 162V161H189ZM202 162V161H201ZM228 162V161H227ZM108 163V162H107ZM153 163V162H152ZM191 163V162H190ZM218 163V162H217ZM216 163V164H217ZM95 164H96V162H95ZM119 164V163H118ZM122 164V163H121ZM132 164V163H131ZM139 164V163H138ZM163 164H164V162H163ZM168 164H169V162H168ZM174 164V163H173ZM176 164H177V162H176ZM195 164V163H194ZM207 164H208V162H207ZM212 164V163H211ZM215 164V165H216ZM223 164V163H222ZM227 164V163H226ZM229 164V165H230ZM92 165H93V162H92ZM91 165V166H92ZM113 165H115V163L113 164ZM124 165V164H123ZM122 165V166H123ZM151 165V164H150ZM170 165V164H169ZM192 165V164H191ZM205 165V164H204ZM138 166V165H137ZM167 166V165H166ZM177 166H178V164H177ZM182 166V165H181ZM112 167V166H111ZM132 167V166H131ZM156 166H154L153 168H155ZM173 167H175V166H173ZM191 167V166H190ZM225 167V166H224ZM113 168V167H112ZM143 168V167H142ZM152 168V169H153ZM172 168V167H171ZM176 168V167H175ZM180 168V167H179ZM200 168H201V165H200ZM231 168V167H230ZM114 169H115V167H114ZM135 168H133V170H134ZM144 169V168H143ZM176 169H178V168H176ZM187 169V168H186ZM224 169V168H223ZM157 170V169H156ZM170 170V169H169ZM121 171V170H120ZM128 171H129V169H128ZM137 171V170H136ZM141 170L139 169V171H138V173L140 172ZM147 171H149V170H147ZM151 171V170H150ZM161 171V170H160ZM206 171V170H205ZM205 171H204V174H205ZM215 171H216V168H215ZM238 171V170H237ZM131 172H133V171H131ZM174 172H176V171H174ZM184 172H185V169H184ZM183 172V173H184ZM187 172V171H186ZM224 172V171H223ZM230 172V171H229ZM252 172V171H251ZM136 173V172H135ZM153 173V172H152ZM172 173V172H171ZM189 173V172H188ZM219 173V172H218ZM243 173V172H242ZM255 173H256V171H255ZM125 173H123V175H124ZM128 174V173H127ZM133 174V173H132ZM131 174V175H132ZM140 174H142V173H140ZM156 174V173H155ZM158 174H160V172H158ZM173 174H176V173H173ZM190 175H191V171H190V173H189ZM227 174V173H226ZM246 174V173H245ZM251 174V173H250ZM115 175H117V173H115ZM126 175V174H125ZM129 175H130V173H129ZM150 175V174H149ZM154 175V174H153ZM161 176H162V173L160 174ZM178 175H179V173H178ZM246 175H248V174H246ZM252 176H253V174H251ZM47 176V175H46ZM51 176V175H50ZM98 176V175H97ZM118 176V175H117ZM133 176V175H132ZM139 176V175H138ZM144 176H145V173H144ZM151 176V175H150ZM169 176H171V175H169ZM181 176V175H180ZM183 176V175H182ZM192 176V175H191ZM227 176V175H226ZM134 177V176H133ZM159 177V176H158ZM172 177V176H171ZM170 177V178H171ZM184 177V176H183ZM186 177H189V175L188 176H186ZM206 177V176H205ZM208 177V176H207ZM214 176H212V178H213ZM216 177V176H215ZM235 177L236 176H234V179H235ZM250 177V176H249ZM46 178V177H45ZM48 178H49V174H48ZM50 178H53L52 176L50 177ZM97 178H100V175H99V177H97ZM97 178H96V180H97ZM113 178H114V176H113ZM119 178V177H118ZM126 178V177H125ZM124 178V179H125ZM127 178H129V177H127ZM126 178V179H127ZM135 178H136V176H135ZM144 178V177H143ZM147 178H149L148 176H147ZM155 178V177H154ZM180 178V177H179ZM44 179V178H43ZM108 180H109V178H107ZM114 179H116V178H114ZM114 179H112V180H114ZM120 179V178H119ZM122 179H123V177H122ZM137 179V178H136ZM153 179V178H152ZM157 179V178H156ZM160 179V178H159ZM159 179H158V181L156 180V184H157V182H158V184H159ZM187 179V178H186ZM189 179V178H188ZM214 179V178H213ZM238 179V178H237ZM52 180V179H51ZM163 180V182H164V179H162ZM161 180V181H162ZM168 180V179H167ZM167 180H165V181H167ZM175 180V179H174ZM185 180V179H184ZM208 180V179H207ZM247 180V179H246ZM57 181V180H56ZM99 181V180H98ZM111 181V180H110ZM122 181V180H121ZM129 181H131L130 179H129ZM133 181H136V180H133ZM132 181V182H133ZM145 181H147V180H145ZM144 181V182H145ZM149 181V180H148ZM151 181V180H150ZM176 181H178V180H176ZM186 181H188V180H186ZM204 181V180H203ZM221 181V180H220ZM238 181V180H237ZM258 181V180H257ZM50 182H52V181H50ZM53 182H55L54 181V179H53ZM92 182H95V181H92ZM105 181H103V183H104ZM112 182V181H111ZM111 182H109V183H111ZM117 182H118V180H117ZM120 182V181H119ZM123 182V181H122ZM124 182H126V181H124ZM123 182V183H124ZM127 182H128V180H127ZM138 182H140V181H138ZM162 182V183H163ZM171 182V181H170ZM169 182V183H170ZM185 182V181H184ZM190 182V181H189ZM189 182H187V184H189ZM195 182V181H194ZM216 182V181H215ZM214 182V183H215ZM249 182V181H248ZM260 182V181H259ZM261 182H262V180H261ZM263 182H264V180H263ZM56 183V182H55ZM54 183V184H55ZM86 183V182H85ZM98 183V182H97ZM107 183V182H106ZM122 183V184H123ZM136 183V182H135ZM161 183V184H162ZM172 183H173V181H172ZM174 183H175V181H174ZM173 183V184H174ZM217 183V182H216ZM44 184V183H43ZM46 184V183H45ZM93 185L95 184V183H92ZM99 184V183H98ZM114 184V183H113ZM126 184H128V183H126ZM132 184V183H131ZM136 184H138V183H136ZM141 184H142V181H141ZM147 184V183H146ZM149 184V183H148ZM151 184H153V183H151ZM156 184H154V185H156ZM172 184V185H173ZM179 183H177L176 182V185H178ZM202 184V183H201ZM205 184V183H204ZM203 184V185H204ZM207 184V183H206ZM211 184H212V182H211ZM218 184V183H217ZM216 184V185H217ZM233 184V183H232ZM261 184V183H260ZM260 184H257V186L258 185H260ZM50 185V184H49ZM88 185V184H87ZM103 185V184H102ZM106 185V184H105ZM125 185V184H124ZM143 185V184H142ZM142 185H140V186H142ZM164 185V184H163ZM168 185V184H167ZM171 185V184H170ZM171 185V186H172ZM181 185V184H180ZM220 185V184H219ZM218 185V186H219ZM225 185V184H224ZM230 185V184H229ZM256 185V184H255ZM262 185V184H261ZM41 186V185H40ZM57 186V185H56ZM84 186L86 187V185L84 184ZM96 186V185H95ZM100 186V185H99ZM98 186V188H100ZM104 186V185H103ZM109 186H110V184H109ZM112 186V185H111ZM111 186H110V188H111ZM114 186V185H113ZM113 186H112V188H113ZM115 186H116V184H115ZM117 186H119V184L117 185ZM120 186H121V184H120ZM126 186V185H125ZM134 186H135V184H134ZM139 186V187H140ZM160 186V185H159ZM175 186V185H174ZM185 186V185H184ZM187 186V185H186ZM197 186H199V185H197ZM217 186V187H218ZM233 186V185H232ZM239 186V185H238ZM43 187H45L44 185H43ZM49 187V186H48ZM53 187H55V185L53 186ZM90 187V186H89ZM89 187H88V189H89ZM105 187H107V186H105ZM122 187V186H121ZM137 187H138V185H137ZM153 187V186H152ZM213 187V186H212ZM234 187V186H233ZM240 187V186H239ZM38 188V187H37ZM41 188V187H40ZM51 188V187H50ZM56 188V187H55ZM84 187H82V189H83ZM97 188V187H96ZM96 188H95V190H96ZM97 188V189H98ZM102 188H104V187H102ZM102 188H100V190L102 189ZM116 188V187H115ZM126 188H128L127 186H126ZM144 188V187H143ZM143 188H142V190H143ZM159 188H161V187H159ZM172 188V187H171ZM176 188V187H175ZM214 188V187H213ZM242 188V187H241ZM246 188V187H245ZM260 188V187H259ZM264 188V187H263ZM92 189V188H91ZM91 189H90V192L89 193H91ZM106 189V188H105ZM130 189V188H129ZM136 189V188H135ZM138 189V188H137ZM141 189V188H140ZM156 189V188H155ZM157 189H158V186H157ZM166 189V188H165ZM192 189V188H191ZM204 189V188H203ZM209 189H210V185H209ZM243 189V188H242ZM2 190V189H1ZM38 190V189H37ZM87 190V189H86ZM94 190V189H93ZM103 190V189H102ZM109 190V189H108ZM121 190H122V188H121ZM132 190V189H131ZM170 190V189H169ZM201 190V189H200ZM217 190V189H216ZM219 190H220V188H219ZM223 190H224V188H223ZM230 190V189H229ZM261 190H263V189H261ZM83 191H85V190H83ZM83 191H81V192H83ZM96 191H99V189L98 190H96ZM139 193H140V191L139 190H137ZM143 191H145V190H143ZM150 191V190H149ZM149 191H146V192H149ZM161 191H162V189H161ZM172 191V190H171ZM212 191V190H211ZM4 192V191H3ZM44 192V191H43ZM51 192H52V190H51ZM50 192V193H51ZM93 192V191H92ZM95 192V191H94ZM117 192V191H116ZM124 192H125V189H124ZM130 192V191H129ZM134 192H136V190H134ZM158 193H160L159 191H157ZM198 192V191H197ZM213 192V191H212ZM244 192V191H243ZM254 192V191H253ZM252 192V193H253ZM110 194H111V192H109ZM123 193V192H122ZM132 193H133V190H132ZM151 193V192H150ZM150 193H149V195H150ZM162 193H163V191H162ZM182 193H183V191H182ZM228 193V192H227ZM245 193V192H244ZM259 193V192H258ZM1 194H2V192H1ZM6 194V193H5ZM43 194V193H42ZM49 194V193H48ZM85 194V193H84ZM114 194H116V193H114ZM121 194V193H120ZM130 194V193H129ZM133 194H135L136 195V193H133ZM151 194H153V193H151ZM170 194V193H169ZM200 194V193H199ZM203 194V193H202ZM211 194V193H210ZM239 194V193H238ZM257 194V193H256ZM10 195V194H9ZM44 195V194H43ZM97 195V194H96ZM95 195V196H96ZM102 195V194H101ZM139 195V194H138ZM142 195V194H141ZM144 195L146 196V193H144ZM148 195V196H149ZM165 195V194H164ZM167 195V194H166ZM181 195V194H180ZM225 195V194H224ZM228 195V194H227ZM235 195V194H234ZM246 195V194H245ZM89 196H91V195H89ZM88 196V197H89ZM94 196V197H95ZM102 196H104V194L102 195ZM106 196V195H105ZM122 196V195H121ZM124 196H126V195H123V197ZM137 196V195H136ZM158 197H159V195H157ZM156 196V197H157ZM192 196H194V195H192ZM203 196V195H202ZM10 197V196H9ZM87 197V198H88ZM109 197V196H108ZM114 197V196H113ZM130 197V196H129ZM133 197V196H132ZM143 197V196H142ZM153 197V196H152ZM161 197H163V195H161ZM174 197V196H173ZM205 197V196H204ZM234 197V196H233ZM238 197V196H237ZM246 197H247V195H246ZM252 197H254V196H252ZM259 197V196H258ZM43 197H41V198H39V202H40V199H42ZM48 198V197H47ZM46 197L43 199V200H45V199H47ZM78 198H80V197H78ZM84 198V197H83ZM95 198H97V197H95ZM101 198V197H100ZM126 198V197H125ZM128 198V197H127ZM149 198V197H148ZM239 198V197H238ZM262 198V197H261ZM89 199H91V198H89ZM102 199V198H101ZM108 199H110V198H108ZM114 199H116V198H113V200ZM132 199V198H131ZM153 199V198H152ZM174 199V198H173ZM186 199V198H185ZM199 199H201V198H199ZM204 199V198H203ZM259 199V198H258ZM263 199V198H262ZM11 200V199H10ZM42 200V201H43ZM83 200V199H82ZM94 201H92L91 200V204H92V202H95V200H97V199H93ZM104 200H106V199H104ZM123 200H125V199H121V201H123ZM128 200H129V198H128ZM138 200V199H137ZM141 200V199H140ZM146 202L145 203H147L148 202V200H146V199H144ZM149 200H151V199H149ZM154 200V199H153ZM158 200V199H157ZM169 200V199H168ZM214 200V199H213ZM213 200H212V202H213ZM216 200V199H215ZM236 200V199H235ZM241 200H242V198H241ZM47 201V200H46ZM86 201H87V199H86ZM127 201V200H126ZM159 201V200H158ZM162 201V200H161ZM189 201V200H188ZM258 201V200H257ZM260 201V200H259ZM83 202V201H82ZM81 202V203H82ZM85 202V201H84ZM99 203H101L100 201H98ZM108 202V201H107ZM106 202V203H107ZM131 202V201H130ZM140 202L141 201H139V204H140ZM164 202H167L166 201V198H165V201ZM171 202V201H170ZM174 202V201H173ZM253 202V201H252ZM256 202V201H255ZM5 203H7L6 201H5ZM43 203V202H42ZM97 203V202H96ZM113 203V202H112ZM128 203V202H127ZM133 203H134V201H133ZM156 203V202H155ZM160 203V202H159ZM175 203V202H174ZM198 204H199V201L197 202ZM201 203V202H200ZM233 203V202H232ZM246 203V202H245ZM257 203V202H256ZM262 203V202H261ZM11 204V203H10ZM44 204V203H43ZM85 204V203H84ZM86 204H89V203H87L86 202ZM85 204V205H86ZM90 204V205H91ZM102 204V203H101ZM103 204H105V203H103ZM123 204V203H122ZM138 203H137V207H139L138 205H139ZM195 204H196V202H195ZM228 203H226V205H227ZM260 204V203H259ZM1 205V204H0ZM47 205V204H46ZM49 205V204H48ZM48 205L46 206L47 208H48ZM94 205V204H93ZM116 205V204H115ZM120 205V204H119ZM131 205V203L129 204V206ZM143 205V204H142ZM148 205H149V203H148ZM152 205V204H151ZM189 205V204H188ZM203 205V204H202ZM206 205H207V202H206ZM208 205H209V203H208ZM211 205V204H210ZM239 205H240V203H239ZM251 205V204H250ZM258 205V204H257ZM263 205H264V203H263ZM92 206V205H91ZM97 206V205H96ZM133 206H135V205H133ZM145 206V205H144ZM146 206H147V204H146ZM160 206V205H159ZM187 206V205H186ZM197 206H200V205H197ZM258 206H261V204L260 205H258ZM258 206H257V210H258ZM6 207H8V206H6ZM50 207V206H49ZM89 207V206H88ZM107 207H109V206H107ZM151 207V206H150ZM150 207L148 208V209H150ZM161 207V206H160ZM166 207H169V206H166ZM179 207V206H178ZM191 207V206H190ZM246 207V206H245ZM249 207V206H248ZM44 208V207H43ZM82 208H84V206H82ZM87 208V207H86ZM98 208V207H97ZM112 209H113V207H111ZM121 208V207H120ZM126 208H129V207H127L126 206ZM132 208V207H131ZM134 208V207H133ZM141 208V207H140ZM152 208H155V207H152ZM199 208V207H198ZM227 208V207H226ZM253 208H255V207H253ZM29 209V208H28ZM34 209V208H33ZM37 209V208H36ZM40 209H42V208H40ZM45 209V208H44ZM91 209L92 208H90V210L88 209V211H87V213L89 212V211H91ZM99 209H101V208H99ZM115 209H117V208H115ZM130 209V208H129ZM135 209H137L136 207H135ZM139 209V208H138ZM143 209H144V207H143ZM142 209V210H143ZM156 209V208H155ZM167 209V208H166ZM179 209V208H178ZM238 209V208H237ZM52 210V209H51ZM82 210V209H81ZM96 210V209H95ZM106 210V209H105ZM153 210V209H152ZM164 210V209H163ZM169 210V209H168ZM192 210V209H191ZM198 210V209H197ZM209 210V209H208ZM212 210V209H211ZM234 210V209H233ZM247 210V209H246ZM34 211H35V209H34ZM53 211V210H52ZM84 211H86V210H84ZM99 211V210H98ZM101 211L102 212H104L103 211V209H101ZM108 211V210H107ZM126 211V210H125ZM140 211H141V209H140ZM159 211V210H158ZM190 211V210H189ZM193 211H195V209H193ZM10 212V211H9ZM41 212V211H40ZM45 212V211H44ZM47 212V211H46ZM92 212V211H91ZM108 212H110V211H108ZM113 212V211H112ZM114 212H116V211H114ZM128 212H129V210H128ZM134 212H135V210H134ZM143 212V211H142ZM141 212V213H142ZM156 212V211H155ZM159 212H161V211H159ZM158 212V213H159ZM186 212V211H185ZM192 212V211H191ZM221 212H223L224 213V210L222 209V211ZM220 212V213H221ZM243 212H245V210L243 211ZM251 212V211H250ZM256 212V211H255ZM263 212V211H262ZM8 213V212H7ZM24 213V212H23ZM27 213V212H26ZM119 213V212H118ZM130 213V212H129ZM133 213V212H132ZM131 213V214H132ZM197 213V212H196ZM199 213H201V212H199ZM205 213V212H204ZM242 213V212H241ZM246 213V212H245ZM257 213V212H256ZM255 213V214H256ZM258 213H260V211L258 212ZM257 213V214H258ZM6 214V213H5ZM28 214V213H27ZM37 214H39L38 213V211H37ZM46 215H47V213H45ZM83 214H85V213H83ZM90 214V213H89ZM99 214H100V212H99ZM104 214H106L107 215V217H108V214L105 212ZM123 214H125V213H123ZM127 214V213H126ZM135 214V213H134ZM143 214H144V216H145V213L143 212ZM147 214H149V212L147 211ZM160 214V213H159ZM195 214V213H194ZM202 214V213H201ZM200 214V215H201ZM215 214V213H214ZM214 214H212V215H214ZM252 214V213H251ZM23 215V214H22ZM39 215H41V214H39ZM51 215V214H50ZM105 215V216H106ZM116 215H117V213H116ZM140 215V214H139ZM157 215V214H156ZM165 215H166V212H165ZM205 215V214H204ZM211 215V216H212ZM236 215V214H235ZM234 215V216H235ZM238 215V214H237ZM237 215H236V217H237ZM7 216V215H6ZM25 216V215H24ZM37 216V215H36ZM44 216V215H43ZM42 216V217H43ZM48 217L47 218H50V216L49 215H47ZM85 216V215H84ZM113 216V215H112ZM126 216V215H125ZM124 216V217H125ZM133 216V215H132ZM135 216V215H134ZM152 216V215H151ZM181 216V215H180ZM231 216V215H230ZM258 216V215H257ZM262 215H260V216H258V217H261ZM4 217V216H3ZM26 217V216H25ZM41 217V216H40ZM91 217V216H90ZM99 217H100V215H99ZM127 217V216H126ZM126 217L124 218V219H126ZM137 218L139 217V216H136ZM142 217V216H141ZM145 217H148L147 215L145 216ZM166 217V216H165ZM164 217V218H165ZM210 217V216H209ZM238 217H240L239 215H238ZM242 217V216H241ZM247 217V216H246ZM248 217H251V216H248ZM21 218V217H20ZM23 218V217H22ZM32 218V217H31ZM44 218V217H43ZM80 218V217H79ZM98 218V217H97ZM112 218H114V216L112 217ZM120 219L122 218V217H119ZM128 218L129 217H127V219L126 220H128ZM134 219H135V217H133ZM136 218V219H137ZM190 218V217H189ZM195 218V217H194ZM193 218V219H194ZM205 218V217H204ZM211 218V217H210ZM209 218V219H210ZM235 218V217H234ZM252 219H253V217H251ZM257 218V217H256ZM96 219V218H95ZM106 219V218H105ZM118 219V218H117ZM131 219H132V217H131ZM135 219V220H136ZM148 219V218H147ZM153 219H154V217H153ZM165 219H167V218H165ZM196 219H197V217H196ZM203 219V218H202ZM213 219V218H212ZM221 219V218H220ZM224 219V218H223ZM245 219H247V220H249L248 218H245ZM251 219V220H252ZM259 219V218H258ZM34 220V219H33ZM44 220H45V218H44ZM104 220V219H103ZM137 220H139V219H137ZM141 220V219H140ZM235 220H236V218H235ZM238 220H240V219H238ZM237 220V221H238ZM257 220V219H256ZM4 221V220H3ZM24 222H25V220H23ZM42 221V220H41ZM93 221V220H92ZM97 221V220H96ZM99 221H101L100 219H99ZM105 221V220H104ZM106 221H108L107 219H106ZM110 222H111V220H109ZM119 221H123V220H119ZM143 221V220H142ZM141 221V222H142ZM156 221V220H155ZM199 221V220H198ZM215 220H213V222H214ZM253 221V220H252ZM251 221V222H252ZM263 221V220H262ZM0 222H2V220L0 221ZM29 222V221H28ZM27 222V223H28ZM38 222V221H37ZM44 222V221H43ZM43 222H42V224H43ZM46 222V221H45ZM94 222V221H93ZM103 222V221H102ZM132 222V221H131ZM138 222H140V221H138ZM146 222V221H145ZM157 222V221H156ZM159 222H160V220H159ZM165 222H166V220H165ZM208 222V221H207ZM223 222H224V220H223ZM260 222V221H259ZM32 223V222H31ZM76 223V222H75ZM80 223V222H79ZM116 223H117V221H116ZM122 223V222H121ZM123 223H124V221H123ZM127 223V222H126ZM129 223V222H128ZM135 223H136V221H135ZM144 223V222H143ZM217 223V222H216ZM235 223H236V221H235ZM243 223V222H242ZM250 223V222H249ZM255 223V222H254ZM4 224V223H3ZM33 224V223H32ZM37 224V223H36ZM55 224V223H54ZM103 224V223H102ZM107 224V223H106ZM134 224V223H133ZM152 224V223H151ZM174 224V223H173ZM189 224V223H188ZM225 224V223H224ZM256 224V223H255ZM254 224V225H255ZM1 225V224H0ZM6 225V224H5ZM34 225V224H33ZM40 225V224H39ZM81 225V224H80ZM98 225V224H97ZM105 225V224H104ZM110 225V224H109ZM118 225V224H117ZM121 225V224H120ZM129 225V224H128ZM127 225V226H128ZM145 225H146V223H145ZM158 225V224H157ZM162 225V224H161ZM182 225V224H181ZM214 225V224H213ZM212 225V226H213ZM226 225V224H225ZM234 225V224H233ZM240 225V224H239ZM245 225H247V223H245ZM258 225H260L261 227H262V225H261V223L260 224H258ZM2 226H4V225H2ZM51 226V225H50ZM53 226V225H52ZM73 226H75V225H73ZM84 226V225H83ZM90 226V225H89ZM95 226V225H94ZM105 226H107V225H105ZM105 226H103V227H105ZM136 226H137V223H136ZM151 226V225H150ZM153 226V225H152ZM155 226V225H154ZM153 226V227H154ZM243 226H244V224H243ZM250 226V225H249ZM1 227V226H0ZM5 227V226H4ZM8 227V226H7ZM26 227V226H25ZM33 227V226H32ZM41 227H43L42 225H41ZM98 227V226H97ZM99 227H101V226H99ZM139 227V226H138ZM140 227H141V225H140ZM202 227V226H201ZM221 227H222V224H221ZM237 227H238V225H237ZM240 227V226H239ZM241 227H242V225H241ZM246 227V226H245ZM250 227H252V226H250ZM260 227V228H261ZM6 228V227H5ZM38 228H40L39 226H38ZM84 228H85V226H84ZM83 228V229H84ZM91 228V227H90ZM102 228V227H101ZM110 228L112 229V226H110ZM123 228V227H122ZM152 228V227H151ZM155 229H156V227H154ZM177 228V227H176ZM181 228H183V227H181ZM187 228H188V226H187ZM220 228V227H219ZM252 228H254V227H252ZM259 228V227H258ZM259 228V229H260ZM21 229V228H20ZM26 229H28V227L26 228ZM94 229H95V227H94ZM105 229V228H104ZM116 229V228H115ZM144 229V228H143ZM149 229L150 228H148V231H149ZM154 229V230H155ZM158 229V228H157ZM185 229V228H184ZM240 229V228H239ZM248 229V228H247ZM0 230H1V228H0ZM3 230H5V229H3ZM8 230V229H7ZM29 230V229H28ZM79 230H81V229H79ZM92 229H90V231H91ZM96 230H97V228H96ZM107 230V229H106ZM118 230H122V229H120V227H119V229ZM128 230H129V228H128ZM133 230H134V228H133ZM136 230V229H135ZM151 230V229H150ZM198 230V229H197ZM201 230V229H200ZM216 230V229H215ZM228 230V229H227ZM257 230V229H256ZM261 230V229H260ZM27 231V230H26ZM37 231V230H36ZM53 231V230H52ZM95 231V230H94ZM97 231H99V230H97ZM105 231V230H104ZM124 231V230H123ZM130 231V230H129ZM131 231H132V228H131ZM145 231H146V228H145ZM159 231H161V230H159ZM183 231V230H182ZM187 231V230H186ZM219 231V230H218ZM223 231H224V229H223ZM243 231H244V229H243ZM259 231V230H258ZM264 231V230H263ZM0 232H2V231H0ZM24 232V231H23ZM30 232H32V231H30ZM51 232V231H50ZM100 232V231H99ZM103 232V231H102ZM108 232V231H107ZM111 232V234H112V230L110 231ZM114 232V231H113ZM135 232V231H134ZM140 232V231H139ZM152 232V231H151ZM150 231H149V233H151ZM158 232V231H157ZM197 232V231H196ZM229 232V231H228ZM4 233V232H3ZM6 233V232H5ZM8 233H10L9 231H8ZM18 233H20V232H18ZM18 233L16 234V235H18ZM27 233V232H26ZM34 233V232H33ZM70 233V232H69ZM68 233V234H69ZM75 233V232H74ZM87 233V232H86ZM91 233V232H90ZM97 233V232H96ZM104 233V232H103ZM120 233H122V232H120ZM166 233V232H165ZM179 233V232H178ZM235 233V232H234ZM237 233V232H236ZM239 233V232H238ZM30 234V233H29ZM37 234H38V232H37ZM71 234H73V233H71ZM93 233H91V236H93L92 235ZM94 234H95V232H94ZM98 234V233H97ZM100 234V233H99ZM128 234V233H127ZM138 234V233H137ZM148 234V233H147ZM146 234V235H147ZM162 234V233H161ZM172 234V233H171ZM199 234V233H198ZM232 234V233H231ZM240 234V233H239ZM244 234V233H243ZM254 234H257V232L256 233H254ZM7 235V234H6ZM20 235V234H19ZM25 235V234H24ZM51 235V234H50ZM52 235H53V233H52ZM88 235H90V234H88ZM88 235L86 236V237H88ZM96 235V234H95ZM129 235H130V232H129ZM128 235V236H129ZM139 235H141V234H139ZM172 235H174V234H172ZM227 235V234H226ZM261 235V234H260ZM3 236V235H2ZM33 236H35V235H33ZM43 236V235H42ZM47 236V235H46ZM75 236V235H74ZM82 236V235H81ZM80 236V237H81ZM91 236H90V238H91ZM126 239H128L125 235H123ZM144 236V235H143ZM152 236V235H151ZM169 236V235H168ZM197 236H200V234L199 235H197ZM240 236V235H239ZM253 236V235H252ZM264 236V235H263ZM5 237V236H4ZM17 238H18V236H16ZM70 237V236H69ZM96 237V236H95ZM149 236H147V238H148ZM155 237H156V235H155ZM163 237V236H162ZM162 237H161V239H162ZM172 237V236H171ZM176 237H177V235H176ZM178 237H180V236H178ZM183 236H181V238H182ZM226 237V236H225ZM242 237V236H241ZM254 237H256L255 235H254ZM258 238H260V236H257ZM256 237V238H257ZM35 238V237H34ZM53 238V237H52ZM66 238V237H65ZM76 238V237H75ZM97 238H99V236L97 237ZM102 238V237H101ZM104 238H105V236H104ZM124 238V239H125ZM131 238H132V236H131ZM140 238V237H139ZM142 238V237H141ZM152 238H154V234H153V236H152ZM184 238V237H183ZM229 238V237H228ZM246 238V237H245ZM248 238V237H247ZM255 238V239H256ZM262 238V237H261ZM260 238V239H261ZM9 239V238H8ZM21 239V238H20ZM22 239H24V238H22ZM21 239V240H22ZM29 239V238H28ZM30 239H31V237H30ZM57 239V238H56ZM56 239H55V241H56ZM69 239V238H68ZM78 239V238H77ZM89 238H87V240H88ZM106 239H108V238H106ZM115 239V238H114ZM122 239V238H121ZM129 239H130V237H129ZM144 239V238H143ZM167 239H168V237H167ZM174 239V238H173ZM178 239V238H177ZM217 239V238H216ZM243 239H244V237H243ZM252 239H254V238H252ZM263 239V238H262ZM261 239V240H262ZM19 240V239H18ZM32 240H34L33 238H32ZM31 240V241H32ZM53 240V239H52ZM65 240V239H64ZM70 240H71V238H70ZM80 240H81V238H80ZM79 240V241H80ZM90 241H91V239H89ZM95 240H96V238H95ZM94 240V237H93V241H95ZM99 240V239H98ZM102 240V239H101ZM110 240V239H109ZM120 240V239H119ZM156 240V239H155ZM176 240V239H175ZM182 240V239H181ZM192 240H194V239H192ZM199 240V239H198ZM229 240V239H228ZM242 240V239H241ZM240 240V241H241ZM246 240V239H245ZM248 240H250V238L248 239ZM1 241V240H0ZM6 241H7V239H6ZM23 241V240H22ZM37 241V240H36ZM47 241V240H46ZM54 241V240H53ZM52 241V242H53ZM66 241H67V239H66ZM74 241V240H73ZM106 241V240H105ZM111 241H113V240H111ZM115 241V240H114ZM123 241V240H122ZM164 241H166V240H164ZM178 241V240H177ZM177 241H175L176 243H177ZM196 241V240H195ZM194 241V242H195ZM258 241V240H257ZM5 242V241H4ZM3 242V243H4ZM15 242H17V241H15ZM50 240H49V244H50ZM69 242V241H68ZM96 242V241H95ZM125 242H127L126 240H125ZM129 242H130V240H129ZM142 242V241H141ZM174 242V241H173ZM181 242V241H180ZM179 242V243H180ZM193 242V243H194ZM252 242H253V240H252ZM255 242V241H254ZM18 243V242H17ZM24 243H26V242H24ZM29 242H27V244H28ZM35 243V242H34ZM38 243V242H37ZM45 243V242H44ZM60 243V242H59ZM62 243V242H61ZM75 243V242H74ZM82 243V242H81ZM83 243H84V241H83ZM88 243V242H87ZM96 243H98V242H96ZM150 243V242H149ZM151 243H152V239H151ZM161 243V242H160ZM184 243V242H183ZM183 243H181V244H183ZM186 243V242H185ZM184 243V244H185ZM233 243V242H232ZM248 243H251L250 241L248 242ZM257 243H259V242H257ZM262 243V242H261ZM263 243H264V241H263ZM1 244V243H0ZM26 244V245H27ZM48 244V243H47ZM53 244V243H52ZM70 244V243H69ZM68 244V245H69ZM72 244V243H71ZM80 244V243H79ZM84 244H86V243H84ZM104 244V243H103ZM118 244V243H117ZM127 244V243H126ZM131 244V243H130ZM133 244V243H132ZM131 244V245H132ZM145 244H146V242H145ZM180 244V245H181ZM183 244V245H184ZM229 244V243H228ZM235 244V243H234ZM246 244V243H245ZM2 245V244H1ZM4 245V244H3ZM21 245V244H20ZM35 245H37L36 243H35ZM44 245V244H43ZM55 245H57V244H55ZM64 245V244H63ZM73 245V244H72ZM72 245L70 246V247H72ZM75 245V244H74ZM86 245H88V244H86ZM94 245V244H93ZM120 245V244H119ZM122 245V244H121ZM135 245V244H134ZM180 245L178 246V247H180ZM188 245V244H187ZM193 245V244H192ZM197 245H198V243H197ZM237 245V244H236ZM239 245H240V242H239ZM242 245V244H241ZM254 246H255V244H253ZM7 246V245H6ZM15 246H16V243H15ZM15 246L13 247V249H15ZM51 246V245H50ZM66 246V245H65ZM85 246V245H84ZM90 246V245H89ZM99 246V245H98ZM106 246V245H105ZM108 246V245H107ZM110 246H112L111 244L109 245V247ZM126 246V245H125ZM125 246H123V247H125ZM138 246V245H137ZM136 246V247H137ZM142 246V245H141ZM182 246V245H181ZM251 246V245H250ZM254 246H252V247H254ZM264 246V245H263ZM18 247H20V246H18ZM23 247V246H22ZM22 247H21V249H22ZM27 247V246H26ZM57 247H58V245H57ZM70 247H68V249H70ZM93 247V246H92ZM128 247V246H127ZM143 247V246H142ZM144 247H146L145 245H144ZM149 247V246H148ZM151 247V246H150ZM164 247V246H163ZM175 247V246H174ZM202 247V246H201ZM248 247H249V245H248ZM11 249V247L9 248V250ZM16 249H17V247H16ZM40 249L42 250V247H40ZM40 249L38 250L39 251V253H40ZM45 249H46V247H45ZM48 249H49V247H48ZM58 249H59V247H58ZM83 249H84V247H83ZM93 249H94V247H93ZM117 249H118V247H117ZM121 249H122V246H121ZM134 249H135V247H134ZM156 249H157V247H156ZM161 249H162V247H161ZM213 249H214V247H213ZM231 249H232V247H231ZM243 249H244V245H243ZM18 250V249H17ZM36 250V249H35ZM51 250V249H50ZM61 250H63V249H61ZM102 250V249H101ZM128 250H129V247H128ZM131 250H132V247H131ZM130 250V251H131ZM140 250V249H139ZM143 250V249H142ZM147 250V249H146ZM152 250H153V247H152ZM167 250V249H166ZM233 250H235V246L233 247ZM255 250H257L256 249V247H255ZM12 251L13 250H11V253H12ZM14 251H16V250H14ZM24 251H25V249H24ZM24 251H23V253H24ZM33 251V250H32ZM31 251V252H32ZM47 251V250H46ZM52 251V250H51ZM60 251V250H59ZM103 251V250H102ZM109 251V250H108ZM135 251H137V250H135ZM198 251V250H197ZM212 251V250H211ZM244 251V250H243ZM260 251V250H259ZM259 251H257V252H259ZM19 253H20V250L18 251ZM30 252V251H29ZM30 252V253H31ZM50 252V251H49ZM65 252V251H64ZM66 252H68V251H66ZM65 252V253H66ZM83 252V251H82ZM84 252H86V251H84ZM88 252H89V250H88ZM88 252H86V253H88ZM98 252H100V250L98 251ZM115 252V251H114ZM120 252V251H119ZM118 252V253H119ZM141 252V251H140ZM152 253L153 252H155L154 250L153 251H151ZM166 252V251H165ZM168 252H169V250H168ZM234 252H236V251H234ZM244 252H246V250L244 251ZM248 252V251H247ZM247 252H246V255L248 256V254H247ZM252 252H253V250H252ZM255 252V251H254ZM256 252V253H257ZM262 252V251H261ZM9 253H10V251H9ZM14 254L15 253H17V252H13ZM22 253V252H21ZM36 253V252H35ZM38 253V254H39ZM60 253V252H59ZM58 253V254H59ZM64 253V254H65ZM74 253V252H73ZM86 253H84V254H86ZM102 253V252H101ZM104 253H105V251H104ZM126 253V252H125ZM146 253V252H145ZM147 253H148V251H147ZM231 253H233V252H231ZM2 254V253H1ZM7 254V253H6ZM13 254V255H14ZM28 254V253H27ZM43 254H44V252H43ZM42 254V255H43ZM83 254V255H84ZM89 254V253H88ZM136 254V253H135ZM138 254V253H137ZM141 254V253H140ZM157 254V253H156ZM177 254V253H176ZM217 254V253H216ZM234 254V253H233ZM236 254H237V252H236ZM240 254V253H239ZM238 254V255H239ZM263 254H264V251H263ZM3 255V254H2ZM25 255V254H24ZM36 255V254H35ZM34 255V256H35ZM41 255V254H40ZM56 255V254H55ZM71 255V254H70ZM102 255L104 256V254L102 253ZM114 255V254H113ZM125 254H123L122 256H124ZM132 256H133V253L131 254ZM154 255V254H153ZM152 254H151V256H153ZM170 255V254H169ZM175 255V254H174ZM229 255V254H228ZM258 255V254H257ZM259 255H260V252H259ZM1 256V255H0ZM12 256V255H11ZM14 256H16V255H14ZM20 256H21V254H20ZM23 256V255H22ZM28 256H30V255H28ZM60 256H61V254H60ZM68 256V255H67ZM72 256V255H71ZM75 256V255H74ZM82 256V255H81ZM88 256H90L91 257V255H88ZM94 256V255H93ZM106 256V255H105ZM107 256H109V255H107ZM144 256H145V254H144ZM148 256V255H147ZM166 256V255H165ZM181 256V255H180ZM198 256V255H197ZM210 256V255H209ZM217 257H218V254L216 255ZM234 256V255H233ZM4 257H5V255H4ZM3 257V258H4ZM19 257V256H18ZM38 257V256H37ZM64 257V256H63ZM82 257H84V256H82ZM117 257H119V255L117 256ZM127 257H129V255L127 256ZM146 257V256H145ZM148 257H150V255L148 256ZM171 257V256H170ZM184 257H185V255H184ZM187 257V256H186ZM189 257V256H188ZM261 257H263V256H261ZM2 258V257H1ZM1 258H0V260H1ZM2 258V259H3ZM7 258V257H6ZM8 258H11L10 256H8ZM16 258V257H15ZM20 259H21V257H19ZM31 258H32V256H31ZM34 258V257H33ZM56 258V257H55ZM62 258V257H61ZM87 258V257H86ZM95 258V257H94ZM104 258V257H103ZM106 258V257H105ZM133 258H134V256H133ZM153 258V257H152ZM156 258V257H155ZM180 258H182V257H180ZM196 258V257H195ZM204 258V257H203ZM228 258V257H227ZM232 258H234V257H232ZM248 258V257H247ZM250 258V257H249ZM264 258V257H263ZM12 259L14 260V258L12 257ZM23 259H26V258H23ZM36 259H38V258H36ZM42 259V258H41ZM44 259V258H43ZM59 259V258H58ZM76 259V258H75ZM107 259V258H106ZM109 259H111L110 257H109ZM125 259V258H124ZM146 260H147V258H145ZM184 259V258H183ZM199 259V258H198ZM197 259V260H198ZM236 259H237V257H236ZM246 259V258H245ZM252 259H254L253 257L251 258V260H249L250 262L252 261ZM257 259H258V257H257ZM3 260H5V259H3ZM11 260V259H10ZM16 260V259H15ZM27 260V259H26ZM51 260V259H50ZM50 260H46L47 262H51ZM60 260V259H59ZM66 260V259H65ZM68 260V259H67ZM78 260V259H77ZM81 261H82V259H80ZM79 260V261H80ZM90 260V259H89ZM108 260V259H107ZM115 260V259H114ZM118 260H120V259H118ZM128 260V259H127ZM126 260V261H127ZM131 260V259H130ZM135 260V259H134ZM136 260H137V258H136ZM143 262L145 261V260H143V259H141ZM163 260V259H162ZM189 260V259H188ZM208 260H210V258L209 257H206V258H204L203 259V262H204V264H210L209 262H207ZM217 260H219V259H217ZM225 260V259H224ZM230 260V259H229ZM233 260V259H232ZM260 260H262V259H260ZM7 261V260H6ZM18 261V260H17ZM25 262L26 263V261L25 260H22L21 261V263L22 262ZM55 261V260H54ZM63 261V260H62ZM78 261V262H79ZM99 261V260H98ZM123 261V260H122ZM151 261V260H150ZM155 261H156V259H155ZM177 261V260H176ZM179 261V260H178ZM225 261H227V260H225ZM224 261V262H225ZM0 262H3L2 260L0 261ZM5 262V261H4ZM28 262V261H27ZM34 262V261H33ZM32 262V263H33ZM36 262H37V260H36ZM44 262V261H43ZM59 262V261H58ZM65 262V261H64ZM92 262H94V261H92ZM115 262H116V260H115ZM135 262H137V261H135ZM142 262V263H143ZM147 262V261H146ZM196 262V261H195ZM199 262V261H198ZM212 262V261H211ZM237 262V261H236ZM247 262V261H246ZM253 262H254V260H253ZM256 262V261H255ZM257 262H258V260H257ZM6 263V262H5ZM12 263H13V261H12ZM19 263V262H18ZM46 263V262H45ZM49 263H47V264H49ZM88 263V262H87ZM101 263V262H100ZM108 263V262H107ZM124 263V262H123ZM138 263V262H137ZM148 263V262H147ZM222 263V262H221ZM228 263V262H227ZM230 263V262H229ZM233 263V262H232ZM231 263V264H232ZM240 262H238V264H239ZM10 264V263H9ZM27 264H29V262L27 263ZM31 264V263H30ZM34 264H36V263H34ZM41 264V263H40ZM44 264V263H43ZM57 264V263H56ZM62 264H63V262H62ZM75 264V263H74ZM91 264V263H90ZM95 264V263H94ZM109 264H110V261H109ZM115 264V263H114ZM126 264V263H125ZM144 264H145V262H144ZM191 264V263H190ZM216 264V263H215ZM241 264V263H240ZM248 264V263H247ZM254 264V263H253ZM257 264H259V263H257ZM261 264V263H260Z\"/></svg>", "mask_w": 264, "mask_h": 264}]
</instances>
